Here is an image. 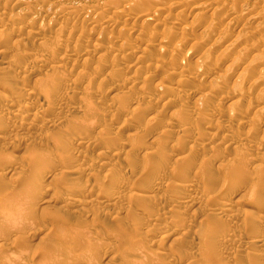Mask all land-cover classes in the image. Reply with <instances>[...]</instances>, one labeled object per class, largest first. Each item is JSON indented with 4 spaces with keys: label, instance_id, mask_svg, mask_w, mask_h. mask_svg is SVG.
<instances>
[{
    "label": "rangeland",
    "instance_id": "374dc122",
    "mask_svg": "<svg viewBox=\"0 0 264 264\" xmlns=\"http://www.w3.org/2000/svg\"><path fill=\"white\" fill-rule=\"evenodd\" d=\"M51 1L52 0L50 1L48 0L47 1L46 0L44 1L43 0H23L24 3L21 2L20 4V6L21 5L23 6L20 8L16 0H12V1L11 0H0V26L7 27L5 28V35H3L4 33L3 34L0 33V35H2L0 37V95H1L0 99L3 98L5 94L9 95L8 92L10 89L13 92L17 91L16 93L14 92L16 95L18 91L20 90L19 92L21 96L20 95L19 96L21 98L20 97L18 98L16 96L14 98L17 99L18 101L21 99L20 101L22 102L20 104L18 103V101L13 99L12 100L13 107L16 108L13 110H18L19 109L18 107L20 105L22 107L23 104L27 102L30 104L33 103L32 106H35L36 108L38 107L41 108L42 115H43L41 118L40 117L34 118L32 115H28V114L21 115L17 111H13L12 113H10V115L4 114L2 113V111H0V113L6 116L4 117L3 125L2 123H0V126H1L0 128L2 129V131L7 125L8 126L10 125L18 126V128H15L16 131L18 130L17 132L15 131V134H17L16 136L15 135L7 136L8 134L5 135L0 130V150L2 148L1 150L2 152L0 153V157H1L0 158V174H1L0 177H2L0 178V195L2 196V193H3V196H4L5 194L4 192L5 190L7 191V189H9V185H10V189H12L11 193H13V190H14V193L11 194V197H13L15 193L16 194L19 193V196H20V193L22 194L21 198H19L18 195L14 196V198H16L17 201L13 198L11 200V197L8 198L7 200L8 204L12 203V205L9 204L10 206L12 207L17 206V207H14V211H13L16 216L13 215L12 212H10L12 210L8 209L9 211H5L7 210L6 209L7 207L5 206L2 207L3 205L0 201V217L4 219L2 223L3 225H0L1 227L4 226L3 227L4 230H0V245H2L0 247V259H1L0 264H19V263L21 264L20 261H22L23 258H25L28 254L29 255L25 258L26 260H28L31 256H34L33 258L31 257L34 261L31 258L29 259L31 261L29 262V264L30 263L32 264V262L33 263L35 262L39 254L44 253V252L47 253L46 251L43 252V250H47L46 248H48L49 252L50 251L52 252L50 255H53V253L55 254L54 257L52 256L53 259L51 257V260H49L46 264H49V263L50 264H64V261L66 259H70L71 261H73L72 264L74 263L76 264L78 260L80 261L82 259L83 261H80V263L83 262L82 264H85V263L86 264H92V263L97 264L100 260L101 261L98 264H110V263L115 264L116 260L118 261L115 255L119 254L120 252H124V253L126 252L131 255L135 254V256H133L135 258L141 255L142 256V257L140 256L141 260L139 258L137 259H139V261L144 260V263H148V264H152V262H154V264H162L164 263L163 260L165 261V263L168 262L170 264L172 263L173 260L174 261L172 264H264V245H262L259 248L251 246L253 243L251 242V240L252 239L254 240L253 237L255 236H259L264 243V219L262 218L264 215V146H263L264 137L262 138V136H264V132H263L264 131V112H263L264 111V91H261L262 89H260L264 87V84H263L264 78L260 79L262 83L259 82V86L253 83V79L257 77L262 78V76L264 77V73L262 74V72H264L263 71L264 69H262L264 68L263 67L264 58H262L264 56L263 54L264 53V40H260L261 37L264 36V26H262L264 25L263 24L264 23V0H224V2L220 4L222 7L219 5L218 6L219 9L217 8L216 11L211 12V9L209 10L210 7L207 8L208 10L205 9L203 13L200 11L199 13L200 17H199V14H197L198 10H195L196 9L195 5H197L198 3H201L202 0L201 1L200 0H190V1L187 0L186 7H185L186 4L184 3L185 1L183 0H176L179 3L176 2L175 0H139V1L137 0L138 2L136 0H58L57 2L56 0L55 1L53 0L55 2L54 3L52 1L53 4ZM133 1L134 2L136 1L137 2L136 4L138 6L135 3H133ZM127 2H128V5L132 4L130 8L127 5ZM129 2H132V3H129ZM209 2H207L206 0V3H209ZM126 5L128 6L127 7L128 11L125 10ZM167 5L170 6V8H168ZM256 5L258 6V8L256 7ZM259 5H262L263 7ZM53 6L57 7V9L55 7L53 8ZM117 6H119L118 9H117ZM136 6L138 7V9H136L137 8ZM159 6L160 7L164 6L163 7L164 10H162L163 8L159 9ZM175 6H178L180 10L176 8ZM182 6H184L183 7L184 9H182ZM114 7H116L117 10ZM153 7L154 8L156 7V9H154ZM147 8L148 10L151 9L150 11L155 10V13H156L155 16L152 15L151 18L148 20L149 22L151 21L150 24L147 23L148 21H145L146 22L145 24L143 23L144 21L141 22V19H140L141 18L140 16H142L144 12L145 13L148 12V10H145ZM166 8H168L169 11L171 12L169 13L168 9L166 10ZM175 8L176 10H174ZM53 9H56V11H62V14L60 15L61 17L58 15L54 16L53 11H52ZM105 9H107L108 11ZM121 9L123 10V12L125 10L124 12L125 14L120 12L122 11ZM132 9L134 11H132ZM181 9H182V13L181 14L179 13L180 15H178L176 11L181 12ZM258 9H261V10H258ZM142 10H145V11L141 13ZM78 11H80L81 13ZM83 11L85 13H82ZM113 11H118V12H113ZM131 11L133 12L132 14H131ZM238 11L240 12L243 11L241 14H239L240 17L237 16ZM75 12H77L78 16H76L77 14ZM72 13H73V16H72ZM111 13H114V14H111ZM249 13L254 14V15L251 17L249 16L251 15ZM83 14L86 16H83ZM103 15L106 17H104ZM125 15L127 18L125 17ZM135 15L137 16V18H135ZM165 15H168V16H165ZM257 15L258 17H256ZM107 16L109 18L114 17L113 20H115V22L113 21H112L113 23L111 22V25H109L110 24L109 22L108 24L109 26L107 24H104V21L108 19ZM115 16H117V18H115ZM133 16L134 18H132ZM244 16L246 18H244ZM248 16L251 17V19L253 20H250ZM231 17L232 19H236V21L232 20L233 22H230ZM176 20L178 23L176 22ZM174 21L176 22V24L173 23ZM257 21H260L261 23L260 22L259 23L261 25ZM155 22L157 23L156 27L154 25ZM207 23L211 24V26L208 25ZM216 23L218 25H216ZM226 23L229 25V28L228 27L225 28L227 26ZM256 23H258V25ZM26 24H29L30 27L27 26ZM33 24L34 26H32ZM24 25H26V27H24ZM205 27L206 28L208 27V29L211 27V29L208 30ZM170 28L173 30H171ZM25 30H26V33H25ZM29 30H31V32ZM138 30L139 31L141 30V33L143 32L142 36L137 34ZM27 31H29L32 34L29 35L30 33H27ZM246 31H247V35H246ZM240 33L243 35V37ZM152 35L153 37L155 36V38H153ZM223 36H227L228 38L223 37ZM180 37H181V40L182 38L184 39L186 38L185 40L187 41L185 42V45L181 44V47L183 46L182 48L178 47L177 50H175V52L177 53L176 54L173 50V47L175 46L178 40L180 41ZM236 37L237 39H239V42L236 39ZM201 38H203V42ZM262 39H264V37ZM214 41L215 42L217 41L218 45L217 43H215L216 46L213 45ZM225 42L226 43L228 42L227 44L229 45L230 43L235 42L234 43L235 46L233 44L232 45L233 48L230 47L231 49L229 48L228 49L229 51H228L226 49L228 45ZM224 44L226 45L225 48H224ZM219 45H220V48H218ZM101 46H105L106 48L105 47L101 48ZM130 46H132L133 48H130ZM210 46H213V47L210 48ZM244 46H246L244 48L245 50L241 49ZM12 47L14 48L17 47L18 48L17 51L16 49ZM12 49L15 54L13 53V51H11ZM102 49L104 51H102ZM222 49H223V52L225 53L230 52V53L225 54L224 56H221L223 55ZM238 49L240 50V52L244 51L242 52L241 57L238 56L240 57L239 59L246 57L245 59H242L239 61L240 63L242 62V64H240L239 62H236V59H238L236 58L237 57L236 55L237 54L240 55L239 52H236ZM171 50L174 54L171 52ZM246 50H249V51H246ZM3 51L5 53H3ZM22 51L25 53H23ZM101 52L104 55H102ZM170 52L173 54L172 56L170 55L171 54ZM204 52H206L205 53L206 55L209 53L207 56L204 55V57L207 60L206 61L204 58V61H205L204 69L201 68L196 78L195 77L193 78L191 76L194 75V73H196L195 63L199 59V56L202 55L203 57ZM255 53L257 54L258 57L260 56V54H262L260 58H262L263 61L259 58L263 63L261 65V68H260V65H258L261 63L259 59L257 58V56L255 55ZM115 54L117 55L113 57ZM250 54L251 56H249ZM182 56H184V59ZM225 56L226 58L224 59ZM253 56H256V58ZM11 57H14V59L12 58V64L14 62L16 64L14 63L13 64L14 66L12 65L9 68L8 67L5 68L3 65V62H6L8 60L11 61ZM116 57H118V59H115ZM249 58H250V61H247L246 59L249 60ZM251 58L254 59L252 61H254L255 63H256V60L258 59L257 62L259 63L254 64L251 61ZM38 61H41V62L43 61L42 64L43 63L44 64L42 65V67H39L38 69H36L37 70V71L35 70L36 72L33 71L35 73V74L33 73V75L37 76L36 78L39 77L38 79H40V77L41 78L44 77L45 80L43 81H45L46 83H44L41 80L36 81L37 84L36 82L33 83L31 81L29 82L25 81L24 77L28 75L30 72L29 65L33 63L36 64ZM163 62L166 64H164ZM231 62H234L236 65L234 63H232L233 64L232 65ZM249 62H251L252 64L256 66L254 67V65H252L251 63H250L251 65L248 66ZM156 63L159 66H155ZM213 63L215 66L213 65ZM244 63L246 64L244 65ZM160 64L162 66H160ZM257 65H258V68H257ZM55 66L58 68V74H57V70L54 71L56 69ZM169 66L173 67V71L176 69L174 71L175 74L171 70V68H169ZM228 66L232 70H235V72L229 69ZM242 66H246L245 67L246 69H244V71L246 70L245 73L247 72L248 76L245 75L244 73V76L246 77L239 76L240 78H237L238 76H236L235 74L239 75L238 74L239 72L240 74L244 72ZM250 66L251 67L253 66L255 69L251 68L253 70L250 71L248 68L249 70L248 71L247 67H250ZM234 67H237V69H234ZM13 68H15V70ZM227 68L230 70L228 71L229 73L234 72V74H228ZM225 69H226V72H225ZM257 69L260 70L259 72H261V69H262L261 74L258 75V72L256 73ZM204 70L206 71L209 70V72H206ZM177 71L181 72V74L179 75ZM193 71L195 72L193 73ZM170 72L173 73V75L171 74L172 76L169 75ZM225 73L228 74V76ZM217 74L219 75L218 77L222 76V74H225L227 76V79L225 77L226 80L225 79L219 80V78L217 77ZM188 75H191V76H188ZM229 75L230 76L234 75V76L230 77ZM249 75H254L255 78L252 76L253 78L250 79L251 76L249 77ZM145 77L148 78V81H147V78ZM166 77L168 78L167 80H166ZM215 77H217L218 79ZM47 78H48V81H46ZM49 79H51V81ZM127 79H131L132 82ZM212 79L216 83L215 82L212 83ZM215 79H217V81L219 80L220 82H217ZM134 80L136 82H134ZM145 81H147V83ZM38 82H43L44 84L38 85L39 84ZM55 83L57 84V87L55 86L56 85ZM130 84H132L133 86L132 85L130 86ZM253 84L255 86H252ZM260 84H262L261 87H260ZM13 85L15 87L17 86L18 90L15 89ZM166 86H168V88ZM206 86L208 87L207 89H206ZM237 86L239 89H237ZM210 87H212L211 90L206 91ZM234 87L236 89H234ZM232 91H233V94H231ZM234 91H237V92H234ZM21 92H24L23 94L25 93L28 94L29 92L31 94L35 92L36 93L34 94L35 96H37L38 93L39 95L42 93L41 95L43 96L45 95L46 97H48L49 101H51L49 102L50 105H48L49 103L47 104L44 103V105H42V103L39 102V99H36L35 96L34 97H32V95L28 96L29 94L23 95L21 94ZM117 92L120 94L122 93L121 95L123 97L121 95L120 97L116 96ZM2 94L4 95L3 97H2ZM123 94L129 97L127 98V96H124ZM201 94H206L207 98L203 99V101L202 100L197 101V99L195 98H197ZM226 94H229L227 95L229 96V98L225 96L226 99H224V95ZM137 95L139 96L140 99L137 98L138 97ZM55 96L59 98L61 97L63 99H60L59 101V98ZM54 97L56 99H54ZM66 97H69V98L67 99ZM152 97H155V98H152ZM132 99H136V100H132ZM155 99H157V101ZM138 100H140L141 102ZM258 100L259 102H256ZM128 101H131L132 103H129ZM151 101L152 103H150ZM249 101L250 102L254 101L252 102L253 104L255 103L259 104L261 102L260 104H261V107L263 106L262 107L263 111L258 109L259 110L258 112L257 110L258 107H256V105H252V103H250ZM234 102L235 103L238 102V103L235 104ZM15 104H16V107H15ZM138 104H139V107H138ZM232 104H234V106ZM215 107H217V109ZM178 108H179V112L178 111L175 112V110ZM160 109L162 111H160ZM211 109L212 110L216 109L219 112V115L217 119H214L213 121L210 122V121H207L206 115L212 111ZM196 111H199V112L197 113ZM255 111L258 113H256ZM204 112L205 114H203ZM61 113L63 114L65 113L64 115L66 116L64 117L65 118L64 124L61 125V127L57 125L54 127L53 126L50 127L51 125L48 124L47 122L54 120L56 116H61V115L64 116ZM143 113L147 115L145 114L143 115ZM151 113L155 114L156 116L152 122L148 120L149 115ZM195 113L199 116H197ZM204 116L206 119L203 118ZM45 117L47 118L45 119ZM73 118L74 119L76 118V119L74 120ZM91 121L93 122L91 123ZM182 121L185 122L183 123L184 125L187 123L186 124L187 128L189 126L191 127V128L189 127L188 129L190 130H188L186 128V125L184 126L187 129V133H181V135L183 136H181L180 134H177V133H180L177 131H179L178 129L180 128L178 125L182 123ZM206 122L207 123L210 122L209 125H207ZM252 123L253 124L255 123L253 125V128L251 125ZM258 123L260 126H257ZM21 124H22V127H21ZM74 124H77L75 126H78V128L81 127V125L83 124H84L83 126L85 127L84 129H82L83 131L80 130L79 132H77L79 134L73 133L72 131H73ZM4 125L5 127L2 128V126ZM28 125L30 126V128H28L29 127ZM175 126L178 128H175ZM167 127L170 130L165 129ZM65 128L66 130L67 128H69L68 130H70L71 132L66 131ZM145 128H148V129L143 130ZM174 128L176 129V131ZM198 128H201L200 129L201 134H202L201 130L203 128L204 133L202 134V136L204 137L206 136L205 137L206 139L202 137L201 134L198 136V137L201 136L200 138L198 139L195 138L193 140L190 139V135L185 136V134H188V133L189 134L191 133V136H194L192 135L193 129L194 131L196 129H197L196 131H198L199 130ZM62 129L64 131L61 132L60 130ZM100 129L101 130L103 129L102 133L100 132L101 131ZM163 129H165L166 132L165 130L162 131ZM147 130L148 131L151 130L150 132H148V134L150 133L148 136L146 134L147 132L144 133V131H147ZM50 132L52 134L51 136H49ZM141 132L144 133L147 138L144 137V135L142 137ZM161 132H164L165 136H163L164 133H161ZM166 133H170V134H166ZM41 134L42 135L45 134V135L42 136ZM160 134H162V136ZM46 135L50 139L46 137ZM67 135H68V138H67ZM73 135H75L76 138L78 137L77 135H79L80 136V138H78L79 141L78 140L76 141L73 140V141L75 142L78 141V144L82 143L83 145L82 144H81L82 146L79 145L80 152L78 151L79 152L78 155H77V152H75L74 155L69 158L70 160L68 159L69 161H67L66 158L63 160V163L65 161L64 163L65 166H63L64 164H62L63 166V168L61 167L62 171L63 172L64 170L68 171V169L70 170L73 166H75L73 168L76 169V165L74 164H77L78 167L76 170L78 171L74 172L76 174V176L73 177L74 182L78 183L80 181L79 183L84 184L85 182V185L89 184L88 186L91 187V188L88 187L91 190L90 194L96 193L95 190L100 191V192L97 191L98 194L103 195L105 193V196L107 195V197L114 196V194L115 195L118 194L119 197L118 196L116 197L119 200L117 199V202H114L115 204L105 207L104 205L100 203L101 202L100 199H98L99 201L96 200L92 203H89V202L86 203L88 201L87 200L88 197L85 196L87 199L83 200V198H85L83 197L84 196L83 193H79V195L80 194L81 195L78 196L77 199L81 201V206L84 205L82 210L86 208L84 211H82L80 208L75 207L76 205L75 206L73 205L71 207V205H66V202H62L63 199H59V198L57 199V197H59L61 193L65 191L64 189L66 188V185L64 183H60L62 182V180L60 182L59 180H57V182H59L60 184H57V182H55L56 186L58 187L54 185L55 184L54 182L50 181L51 180L50 178L42 179V181L40 179L38 180L39 183L38 181L34 180V182L36 181L38 183V186H37L36 184L34 185V182L31 180V177H30V180L22 179L23 182L24 181L26 182V183L25 182L23 183L21 178H28V176H24L25 175L24 173L20 174L19 170L15 169L13 173H11L12 168H10L9 166L12 167L13 164H16L17 167H21L22 166L21 164L23 165L26 164L25 159L29 158L30 156H35L38 153H40L41 148L43 146L44 148L45 146H47V151L49 153H51V151L55 152L54 149L57 150L58 148L57 150L58 153L62 154V151L65 149L66 152L63 151V153L66 154L69 146L68 148H64L62 150L61 148L66 147V146H63V144L61 143L63 142L64 144H66L64 140L67 139V141H69L70 138L72 140ZM235 135H237L238 137H236ZM61 136H64L66 138L63 139V137ZM230 136H233L232 138H238V139H234L231 142V144L228 142V147H227L226 142ZM43 137L46 139L48 138L50 141L45 140ZM58 137H60L61 140L58 139ZM155 138L157 140L160 139L161 141V142L159 141V143L161 144L160 146H157L155 144L156 142H158L155 140ZM92 139H95V140L91 142ZM96 139L97 141L99 140L100 141L97 142ZM224 139H225V142H224ZM239 139H240V142H239ZM235 140H238V141H235ZM142 141H144L143 144H142ZM86 142H90V143H88L87 145ZM94 143L95 144L97 143L96 145H98L97 150L99 149L103 151L106 150V152L108 153L110 150L109 154H111V157H110L111 159L109 158V163L103 162V164L106 167H103L104 165L102 166V164H100L101 162L99 163V157H97L98 156L96 153L97 150H95L94 148V146L96 147V145ZM191 143H194V144H191ZM195 143H197L198 145ZM69 144L70 143L67 142L66 145H69ZM145 145H146L145 149L147 150L148 148V151L153 150L155 156L152 155L153 157H151V154H153V151H151L152 153H150L149 155V152H147L144 148H142V146L145 147ZM200 145H203V146H200ZM163 146H165V148ZM209 146H210L209 149H212V150L208 149ZM108 148L109 150H107ZM172 149L174 151H172ZM143 150L146 151L147 155L149 156L144 157L146 152L144 153ZM115 151L118 152V155L112 156ZM2 153H5V155H7L6 158H4L5 155ZM161 153L163 155L166 154L165 159ZM245 153L247 155L249 154L247 156L248 159H246L247 157L245 158V155H246ZM55 156L58 157L60 155L56 154ZM116 156H118V158ZM131 156L134 158L132 160L129 159L130 161L128 162V159L126 158H129ZM160 156L162 157L160 158ZM177 156L182 157V159H184L183 156L184 157L188 156L187 158H185L188 160L186 161L184 160L186 164H184V161H182L180 157H179L180 159H175L177 158ZM73 157L75 158L76 161L73 160L74 159ZM148 157H150L151 159L150 161L144 160V159H147ZM58 158L62 159L63 157L61 156ZM152 158L155 160H153ZM11 160H13L12 161L13 164L12 163L9 164ZM71 160L75 162L74 164H72V166L68 165L67 163V162H70ZM145 161H147L149 164L148 163L143 164ZM256 164L257 165L259 164V167ZM255 165L257 167H255ZM172 166L174 167V169ZM186 166H188V169L185 168ZM189 166L192 168H189ZM171 168H172V171L174 170L173 172L175 173V175L180 173L181 169H185L183 170L185 172L189 170V173L192 174L191 177L193 175L195 177V183L197 181V183L195 184V188H197L198 186L203 187L204 189L201 187H198L197 189L201 188L200 190L203 191L202 192L204 193L203 195L206 194L205 197L207 195H208L207 197L213 195L215 191H216V195H218L219 193L217 194V191H220L219 190L221 188L220 186H222L221 183H224V182L226 183L227 181H224V180H228V179H229L228 180L229 182H230V179L231 181H233L230 183L231 187L232 186L235 187L236 185L238 190L235 191L236 188L234 189L232 187V189H230L225 194L222 204L221 203L214 204L211 201L208 202V200L207 201L202 200L200 201V203H198L199 201L197 202L193 200L192 204L190 203L188 204L191 208L189 206H186L189 208H186L184 206L182 207L181 203L177 204V202H179L180 200L179 198L182 197V195L179 194L180 192H182L181 188L178 186L175 187V185L174 187H172L173 184L169 186L166 184V183L174 182L173 177L171 179V175L169 174L170 171L168 170V169L171 170ZM51 170L49 168L48 172L49 171H50L49 173L52 172L51 174H53V177L55 176L54 171H56V177L58 176L61 177L62 174L59 175V173L62 172L61 170L58 171V169H55L53 167L51 168ZM87 170H88V173H87ZM18 171H19V175H22V176H19L18 173L16 174V172ZM67 171L65 172L67 173ZM151 171H152V175L153 174L156 175V177H153L151 175L152 178L156 182L155 183L154 180H152V182L150 183L152 186L149 185V182L148 183L146 182L147 183L146 184L145 182H141V181L139 182L136 179H134L136 178V175L142 172L147 175H150L149 173H151ZM167 171L169 172L167 173ZM14 173L16 175H14ZM167 174H169V176H166ZM196 177L198 178L196 179ZM109 178L110 179L112 178V180L113 178H115L116 181H117L116 178H120L121 180L118 179L119 183L118 182L116 183V181L115 182L110 181ZM202 178L204 179L201 181L200 179ZM130 179L136 181L135 183L136 186L134 187L136 189H134V191L125 190V193H127L125 194L123 193L124 192L123 188H125L126 182ZM204 180L206 182L208 180L207 184H204V183L202 184ZM109 182H112L113 184H110ZM159 183L161 187L158 185ZM31 184H33L34 186H32ZM59 185L63 187L65 186V188L62 187L63 188L62 190V188L59 187ZM252 185L256 186L257 188L256 191L258 192L257 193L254 192V194L249 195L246 191L248 187ZM150 186L153 188L154 187L156 188L153 189ZM34 187H37V188H34ZM27 188H29L30 190ZM147 188H151L155 191L153 192L151 189L149 190ZM21 189L24 191L27 190L29 194L27 193L26 195L24 193L23 195L24 191H22ZM113 189H115L116 191ZM30 191L31 192L33 191L34 193H31ZM118 191L121 192V193L119 192L121 196L119 195V193H117ZM177 193L179 195H177ZM30 194L31 196H28ZM124 194L125 196H123ZM135 194L144 195L143 196L144 198L139 199L136 197L138 200H141V201H137L136 198L134 199V197L136 196ZM146 194L148 196L150 195L151 196L150 198L144 201L143 199L148 197ZM141 195L139 196L140 198L142 197ZM3 196L1 197V199L3 198ZM24 196L25 197L28 196V197L25 198ZM47 196L48 197L55 196L54 202L53 201L51 203H45V202L43 203L41 201L39 202V197L42 198V197H47ZM175 196L178 197V199H176ZM213 196L215 197V195ZM213 196L211 197L213 198ZM121 197H123L124 200ZM169 200L170 202L173 201L175 204H172L173 206H171ZM7 203L5 205L9 206ZM20 205H23L21 206L22 208L20 207ZM223 207H225L226 210ZM16 208H18V210ZM15 209L16 211H19V212H16ZM73 209L74 210L76 209V211H74ZM215 209H218V210H215ZM221 210L222 211L224 210V213ZM215 211L217 212V214L221 212L220 213L221 216H218V218H217V215L215 216L216 219H214V217H211L212 215L214 216V214H216ZM6 212H9V214H6ZM210 212L212 213L209 214ZM10 213H12L13 216H11ZM205 214L206 215L209 214V217L206 216ZM227 214L229 216L227 217L222 216V215H227ZM22 215L23 217H21ZM156 217H158L159 219H161V217L162 219L165 217L163 219L164 222L162 219H161L162 222L161 220L159 222L156 219ZM207 217L209 219L210 218L213 219V221L215 220L217 221L216 222H213L211 220L209 221ZM229 217H232V218H229ZM175 218L177 219V221H180V222L173 224L174 223L173 221H175L173 219ZM178 218L180 219L182 218V219L180 220ZM15 220L16 222H14ZM170 220L171 222H169ZM155 221H157L158 223ZM85 222L88 225H86ZM0 224H1V221H0ZM90 224H92V226ZM8 227H10L11 229L8 230ZM88 227L90 229L92 228L91 229L92 232H90V235H88L89 234V232L87 231L89 230ZM135 227L137 228L135 229ZM85 231L88 232V234H85ZM96 231L102 233L104 237L103 236L101 238L96 237L93 241L92 238ZM77 233H81V234H79L78 236ZM165 235H167V238ZM163 236L165 237L164 239L162 238ZM218 239H220L219 242H218ZM224 239L228 241V243H226ZM81 240H83L84 243ZM210 240H214V242H211ZM90 241H91V246L93 248L95 247V245L96 247L98 246L97 249L99 250V253H100L99 258H101L102 257L101 255L103 254V258L99 259L98 262H97L98 256L96 255L98 253V250L96 249H94L96 250L94 252L96 255L95 258L91 257L92 260H94L95 262L92 260L90 261L91 258L90 259L89 257L87 258L88 256L87 253L89 250L86 251V249H90L91 251L93 250L90 244L88 245L90 248L87 246V244L90 243ZM80 242H81V245L84 244V248H86L85 250L80 245ZM94 242H96V244ZM250 242L251 244H249ZM12 243H14L15 245L13 246ZM93 243L95 245H93ZM212 243L213 244L215 243V245H210ZM216 243H217V246H216ZM4 244L12 246V250L11 249L9 251L6 250L4 248L6 246H3ZM76 244H79V246ZM147 244H148L147 249L151 248L148 251L145 249ZM72 245H75V247H78L77 250L74 251L73 249L75 247H73ZM150 245L151 247H149ZM249 246L251 248H249ZM80 247L82 249H80ZM247 249L249 251H246ZM81 251L83 252V254L81 253L83 256L79 255L80 254L79 252ZM108 251H110L111 253ZM131 251L132 253L133 252L134 253L132 254ZM150 251L151 252L153 251V253H150ZM77 253L79 254L76 256L77 257L79 256V258L75 259V257L73 256H75L74 254H77ZM189 253L191 255V258L192 257L196 258V256H193L194 253H196L195 255H197V258L196 259L192 258L193 260H191L190 255H188ZM30 254L32 255L30 256ZM186 254L189 256V260L191 262L187 259L188 256H186ZM131 255H129L128 259L131 258L130 257ZM198 255H202V256H198ZM20 256H24V257H21L20 259L22 260L18 261L19 259L17 258H19ZM81 256L82 257L85 256L87 258V259L85 258L87 262H85L84 258H80ZM128 259L126 258V261L124 262L120 259L121 260V261L119 260L120 264L122 263L131 264L132 259L131 260L130 259L128 260ZM156 259L157 260L160 259V261L158 262ZM187 260H188V263H187ZM192 261H195V262H192ZM126 262H129V263H126ZM133 263L143 264V261L142 263L138 261L137 263L136 262H133ZM23 264H25V262H23Z\"/></svg>",
    "mask_w": 264,
    "mask_h": 264
},
{
    "label": "bare ground",
    "instance_id": "6f19581e",
    "mask_svg": "<svg viewBox=\"0 0 264 264\" xmlns=\"http://www.w3.org/2000/svg\"><path fill=\"white\" fill-rule=\"evenodd\" d=\"M11 1H12V0H11ZM43 1H44V0H43ZM46 1H47V0H46ZM48 1H50V0H48ZM52 1H53V0H52ZM52 1H51V2H52ZM54 1H55V0H54ZM54 1H53V2H54ZM57 1H58V0H56V2H57ZM136 1H137V0H136ZM136 1H135V2L133 1V3L136 4L139 0H138L137 2H136ZM175 1H176V0H175ZM183 1H185V2H184L185 4L187 3V2H186L187 0H183ZM189 1H190V0H189ZM200 1H201V0H200ZM221 1H222V2H221ZM16 2L18 3V6H20L21 2L24 3L23 0H16ZM53 2H52V4H53ZM176 2H178V1H176ZM180 2H182V1H180ZM207 2H209V0H207ZM223 2H224V0H210L209 3H206V0H204V1L202 0L201 3H198L197 5H195V8H196V9H195V8H194V9H195V10H198L199 12L197 11V14H199L200 11L203 13V11H205V9H207L208 7H210L209 10L211 9V12H212V11H216L217 8L219 9L218 6H219L221 3H223ZM54 3H55V2H54ZM129 3H132V2H129ZM142 3H143V1H142ZM170 3H171V1H170ZM178 3H179V2H178ZM178 3H177V4H178ZM184 3H183V5H184ZM194 3H195V2H194ZM47 4H48V3H47ZM135 4H133V5H135ZM15 5H16V4H15ZM127 5H128V2H127ZM127 5H126L125 10L128 9V8H127L128 6H129V8H130L132 4H131V5H128V6H127ZM136 5H137V4H136ZM173 5H174V4H173ZM181 5H182V4H181ZM22 6H23V5H21L20 8H21ZM51 6H52V5H51ZM124 6H125V5H124ZM137 6H138V5H137ZM137 6H136V7H137ZM143 6H144V5H143ZM160 6H161V5H160ZM160 6H159V9L164 7V6H163V7H160ZM167 6H168V5H167ZM167 6H166V7H167ZM186 6H187V4L185 5V7H186ZM220 6H221V5H220ZM259 6H262V5H259ZM54 7H55V6H53V8H54ZM134 7H135V6H134ZM149 7H151V6H149ZM157 7H158V5H157ZM171 7H172V6H171ZM175 7L178 8V6H175ZM183 7H184V6H182V9H184ZM221 7H222V6H221ZM254 7H255V6H254ZM256 7L258 8L257 5H256ZM262 7H263V6H262ZM20 8H19V9H20ZM50 8H51V7H50ZM55 8L57 9V7H55ZM114 8L116 9V7H114ZM118 8H119V6H117V9H118ZM120 8H121V7H120ZM139 8H140V7H139ZM153 8H154V7H153ZM168 8H170V6H168ZM168 8H166V10H167ZM176 8H175L174 10H176ZM180 8H181V6H180ZM259 8H260V7H259ZM17 9H18V7H17ZM56 9H53V10H52L54 16H55V15L60 16V15L62 14V11H56ZM58 9H59V8H58ZM117 9H116V10H117ZM122 9H123V8H122ZM122 9H121V10H122ZM136 9H138V7H137ZM149 9H150V8H149ZM154 9H156V7H155ZM159 9H157V10H159ZM178 9H179V8H178ZM178 9H177V10H178ZM182 9H181V12H180V11H176L178 15H180V14L182 13ZM239 9H240V8H239ZM239 9H238V10H239ZM61 10H63V9H61ZM105 10H107V9H105ZM125 10H124V12H125ZM145 10H148V8L145 9ZM145 10H142L141 13L144 12ZM150 10H151V9H150ZM150 10H148V12L146 11L147 13L144 12V13L142 14V16H140V17H141V18H140V19H141V22L144 21L143 23L146 24L145 21H148V20L151 18L152 15H154V16L156 15L155 10H154V11H150ZM162 10H164V8H163ZM179 10H180V9H179ZM207 10H208V9H207ZM258 10H261V9H258ZM100 11H101V10H100ZM107 11H108V10H107ZM107 11H106V12H107ZM127 11H128V10H127ZM132 11H134V10L132 9ZM132 11H131V14L133 13ZM233 11H234V10H233ZM46 12H47V10H46ZM46 12H45V13H46ZM50 12H51V11H50ZM65 12H66V11H65ZM78 12H80V11H78ZM97 12H98V11H97ZM97 12H96V14H97ZM109 12H111V11H109ZM113 12H118V11H113ZM120 12L124 13L123 10L120 11ZM168 12L170 13L171 11H169V9H168ZM231 12H232V11H231ZM242 12H243V11H241V12L238 11V15H237V16H239V14H241ZM256 12H257V11H256ZM48 13H49V12H48ZM51 13H52V12H51ZM51 13H50V14H51ZM73 13H74V12H73ZM73 13H72V16H73ZM75 13L77 14V12H75ZM80 13H81V12H80ZM82 13H85V12L83 11ZM86 13H87V12H86ZM100 13H101V12H100ZM107 13H108V12H107ZM122 13H121V14H122ZM165 13H166V11H165ZM179 13H180V14H179ZM214 13H215V12H214ZM246 13H247V12H246ZM257 13H258V12H257ZM257 13H256V14H257ZM66 14H67V13H66ZM69 14H70V13H69ZM76 14H75V15H76ZM111 14H114V13H111ZM124 14H125V13H124ZM128 14H129V12H128ZM162 14H163V13H162ZM249 14H251V13H249ZM87 15H88V14H87ZM99 15H100V14H99ZM101 15H102V14H101ZM105 15H106V14H105ZM117 15H118V14H117ZM136 15H137V14H136ZM136 15H135V18H137V16H138V15H137V16H136ZM168 15H169V14H168ZM168 15H165V16H168ZM246 15H247V14H246ZM253 15H254V14H251V15H249V16L252 17ZM258 15H259V14H258ZM258 15H257L256 17H258ZM65 16H66V15H65ZM69 16H70V15H69ZM76 16H78V14H77ZM83 16H86V15L83 14ZM103 16H104V15H103ZM109 16H111V15H109ZM154 16H153V17H154ZM249 16H248V18H250V20H253V19H251V17H249ZM60 17H61V16H60ZM104 17H106V16H104ZM107 17H108V16H107ZM125 17H126V15H125ZM156 17H157V16H156ZM179 17H181V16H179ZM179 17H178V18H179ZM199 17H200V14H199ZM234 17H235V15H234ZM239 17H240V16H239ZM256 17H255V18H256ZM115 18H117V16H115ZM126 18H127V17H126ZM132 18H134V16H133ZM178 18H176V19H178ZM244 18H246V17L244 16ZM244 18H243V19H244ZM113 19H114V17H110V18L108 17V19H107L106 21H104V24H107V25H108L109 22H110L109 25H111V22H112V21L115 22V20H113ZM140 19H138V20H140ZM230 19H231L230 22H233L232 20L236 21V19H232V17H231ZM258 19H259V18H258ZM135 20H136V19H135ZM155 20H156V18H155ZM237 20H238V19H237ZM256 20H257V19H256ZM260 20H261V19H260ZM88 21H89V20H88ZM222 21H223V20H222ZM243 21H245V20H243ZM243 21H242V22H243ZM248 21H249V20H248ZM254 21H255V20H254ZM261 21H262V20H261ZM113 22H112V23H113ZM150 22H151V21H150ZM150 22L148 21L147 23L150 24ZM176 22H177V20H176ZM176 22L174 21L173 23L176 24ZM211 22H212V21H211ZM211 22H210V23H211ZM224 22H225V21H224ZM224 22H223V23H224ZM230 22H229V24H230ZM257 22L259 23L260 21H257ZM25 23H26V22H25ZM29 23H30V22H29ZM177 23H178V22H177ZM213 23H214V22H213ZM234 23H235V22H234ZM258 23H256V24L258 25ZM260 23H261V22H260ZM260 23H259V24H260ZM262 23H263V22H262ZM31 24H32V23H31ZM104 24H103V25H104ZM140 24H141V23H140ZM151 24H152V23H151ZM156 24H157V23L155 22V24H154L155 27H156ZM158 24H159V23H158ZM166 24H167V23H166ZM168 24H169V23H168ZM207 24L211 26V24H209V23H207ZM226 24H227V23H226ZM263 24H264V23H263ZM26 25L30 27L29 24H26ZM26 25H24V27H26ZM109 25H108V26H109ZM169 25H170V24H169ZM169 25H168V26H169ZM180 25H181V24H180ZM216 25H218V24L216 23ZM219 25H220V24H219ZM222 25H223V24H222ZM260 25H261V24H260ZM4 26H5V25H4ZM32 26H34V24H33ZM41 26H42V25H41ZM101 26H102V25H101ZM108 26H107V27H108ZM157 26H158V25H157ZM160 26H161V25H160ZM205 26H206V25H205ZM262 26H264V25H262ZM59 27H60V26H59ZM162 27H163V26H162ZM166 27H167V26H166ZM170 27H171V26H170ZM173 27H174V26H173ZM203 27H204V26H203ZM227 27L229 28V25H228V24H227V26H226L225 28H227ZM241 27H242V25H241ZM258 27H259V26H258ZM5 28H7V27H2V26H0V33H2V34L4 33L3 35H5ZM57 28H58V27H57ZM64 28H65V27H64ZM158 28H159V27H158ZM164 28H165V27H164ZM205 28H206V27H205ZM217 28H219V27H217ZM245 28H246V27H245ZM161 29H162V28H161ZM168 29H169V28H168ZM168 29H167V30H168ZM170 29H171V28H170ZM206 29H208V27H207ZM209 29H211V27H210ZM209 29H208V30H209ZM212 29H213V28H212ZM222 29H223V28H222ZM68 30H69V29H68ZM153 30H154V28H153ZM153 30H152V31H153ZM171 30H173V29H171ZM171 30H169V31H171ZM223 30H224V29H223ZM227 30H228V29H227ZM29 31L31 32V30H29ZM29 31H27V33H30ZM58 31H59V30H58ZM66 31H67V30H66ZM169 31H168V32H169ZM213 31H214V30H213ZM220 31H221V30H220ZM232 31H233V30H232ZM34 32H35V31H34ZM62 32H63V31H62ZM154 32H155V31H154ZM173 32H174V31H173ZM209 32H210V31H209ZM244 32H245V31H244ZM6 33H7V31H6ZM25 33H26V30H25ZM58 33H59V32H58ZM162 33H163V32H162ZM171 33H172V32H171ZM205 33H207V32H205ZM213 33H214V32H213ZM228 33H229V32H228ZM31 34H32V33H30L29 35H31ZM137 34L140 35V36H142L143 32L141 33V30H140V31L138 30V33H137ZM137 34H136V35H137ZM150 34H152V33H150ZM214 34H215V33H214ZM214 34H213V36H214ZM240 34H241V33H240ZM243 34H245V33H243ZM145 35H146V33H145ZM222 35H223V34H222ZM226 35H227V34H226ZM241 35H242V34H241ZM241 35H240V36H241ZM246 35H247V31H246ZM1 36H2V35H0V37H1ZM26 36H27V35H26ZM68 36H69V35H68ZM150 36H151V35H150ZM156 36H158V35H156ZM168 36H169V35H168ZM200 36H201V35H200ZM230 36H231V35H230ZM230 36H229V37H230ZM236 36H237V35H236ZM148 37H149V36H148ZM152 37H153V35H152ZM202 37H203V36H202ZM211 37H212V36H211ZM223 37H227V36H223ZM237 37H238V36H237ZM237 37H236V39H237ZM242 37H243V35H242ZM263 37H264V36H262L260 40H264V39H262ZM153 38H155V36H154ZM153 38H152V39H153ZM160 38H161V37H160ZM163 38H164V36H163ZM204 38H205V37H204ZM227 38H228V37H227ZM239 38H240V37H239ZM185 39H186V38H185ZM185 39L182 38V40H181V37H180V41L178 40L177 43H176V41H175V43H176L175 46H174V44H173V46H174V47H173L174 52H175V50H177L178 47H180V48L183 47V46L181 47V44H182V45H185V42L187 41V40H185ZM201 39H202V42H203V38H201ZM163 40H164V39H163ZM163 40H162V41H163ZM197 40H198V39H197ZM223 40H225V39H223ZM237 40H238V42H239V39H237ZM237 40H235V41H237ZM260 40H259V41H260ZM41 41H42V40H41ZM147 41H148V40H147ZM155 41H156V40H155ZM204 41H205V40H204ZM230 41H231V40H230ZM123 42H124V41H123ZM165 42H166V40H165ZM223 42H224V41H223ZM261 42H263V41H261ZM125 43H126V42H125ZM170 43H171V42H170ZM183 43H184V44H183ZM189 43H190V42H189ZM189 43H188V44H189ZM213 43H214V44H213ZM213 43H212V44L215 45V43H217V41H216V42L214 41ZM220 43H221V42H220ZM225 43H226V42H225ZM227 43H228V42H227ZM227 43H226V44H227ZM234 43H235V42L230 43V45L227 44L228 47H226V49L228 50L230 47H232V45H233ZM42 44H43V42H42ZM122 44H123V43H122ZM127 44H128V43H127ZM188 44H187V45H188ZM238 44H239V43H238ZM124 45H125V44H124ZM128 45H129V44H128ZM148 45H149V44H148ZM148 45H147V46H148ZM161 45H162V44H161ZM161 45H159V46H161ZM217 45H218V43H217ZM261 45H262V44H261ZM16 46H17V45H16ZM132 46H133V45H132ZM132 46H130V48H133V47H134V46H133V47H132ZM204 46H205V45H204ZM206 46H207V45H206ZM215 46H216V45H215ZM215 46H214V47H215ZM225 46H226V45L224 44V48H225ZM234 46H235V44H234ZM103 47H105V46H101V48H103ZM155 47H157V46H155ZM212 47H213V46H210V48H212ZM217 47H218V46H217ZM240 47H241V46H240ZM245 47H246V46H244V47L241 48V49H244ZM249 47H250V46H249ZM249 47H247V48H249ZM12 48H14V47H12ZM98 48H99V46H98ZM105 48H106V47H105ZM161 48H163V47H161ZM161 48H160V49H161ZM180 48H179V49H180ZM185 48H186V47H185ZM218 48H220V45H219ZM232 48H233V47H232ZM258 48H259V47H258ZM14 49H16V51H17L18 48L15 47ZM21 49H22V48H21ZM96 49H97V48H96ZM141 49H142V48H141ZM153 49H154V48H153ZM157 49H158V48H157ZM160 49H159V51H160ZM179 49H178V50H179ZM206 49H207V48H206ZM226 49H224V50H226ZM230 49H231V48H230ZM234 49H235V48H234ZM234 49H233V50H234ZM239 49H240V48H239ZM239 49L236 51V52H239V53H240V55H238V54L236 55V56H237L236 58H238V59H236V62H239L240 60L246 58V57H245V58H241V59H239V58L241 57L242 52H244V51L240 52ZM47 50H48V49H47ZM105 50H106V49H105ZM123 50H124V49H123ZM180 50H181V49H180ZM184 50H185V49H184ZM244 50H245V49H244ZM258 50H260V49H258ZM258 50H257V51H258ZM11 51H13V49H12ZM54 51H55V50H54ZM102 51H104V50L102 49ZM111 51H112V50H111ZM162 51H163V50H162ZM162 51H161V52H162ZM190 51H191V50H190ZM199 51H200V50H199ZM202 51H203V50H202ZM206 51H207V50H206ZM228 51H229V50H228ZM228 51H226V52H228ZM246 51H249V50H246ZM262 51H263V50H262ZM22 52H23V51H22ZM133 52H134V50H133ZM168 52H169V51H168ZM171 52H172V50H171ZM171 52H170V53H171ZM208 52H209V50H208ZM208 52H207V53H208ZM252 52H253V51H252ZM254 52H255V51H254ZM3 53H5V52L3 51ZM13 53H14V51H13ZM23 53H25V52H23ZM50 53H51V52H50ZM54 53H55V52H54ZM106 53H107V52H106ZM163 53H164V52H163ZM165 53H166V52H165ZM172 53H173V52H172ZM172 53L170 54L171 56L174 54V53H173V54H172ZM175 53H176V52H175ZM187 53H188V52H187ZM205 53H206V52L203 53V57H202V55H201V56H199V59L197 58L198 60L196 59V60H197L196 63H195V66H196V67H195V69H196V73H194L195 71H193L194 75H192V76H191V75H188V76H191V77H193V78H194V77L196 78V76H197L198 73L200 72L199 70H200L201 68L204 69V63H205V61H204V58H205L204 55L207 56V55L209 54V53H208V54L206 55ZM222 53H223V55H221V56H224L225 54H228V53H230V52L225 53V52H223V49H222ZM250 53H251V52H250ZM256 53H257V52H256ZM256 53H255V55L257 56ZM259 53H260V52H259ZM259 53H258V54H259ZM14 54H15V53H14ZM16 54H17V53H16ZM18 54H19V53H18ZM29 54H30V52H29ZM47 54H48V53H47ZM99 54H100V53H99ZM101 54H102V52H101ZM117 54H118V53H117ZM117 54H115L113 57H115ZM128 54H130V53H128ZM176 54H177V53H176ZM179 54H180V53H179ZM201 54H202V53H201ZM219 54H220V53H219ZM231 54H232V53H231ZM246 54H247V53H246ZM252 54H253V53H252ZM263 54H264V53H263ZM23 55H24V54H23ZM25 55H26V54H25ZM49 55H50V54H49ZM51 55H52V54H51ZM83 55H85V54H83ZM102 55H104V54H102ZM102 55H101V56H102ZM139 55H140V54H139ZM166 55H167V54H166ZM261 55H262V54H260V56H261ZM16 56H18V55H16ZM98 56H99V55H98ZM101 56H100V57H101ZM121 56H122V55H121ZM238 56H240V57H238ZM249 56H251V54H250ZM249 56H247V57H249ZM256 56H253V57L256 58ZM260 56H259V57L257 56V58L259 59ZM21 57H22V56H21ZM84 57H85V56H84ZM84 57H83V59H84ZM105 57H106V56H105ZM137 57H138V56H137ZM142 57H143V56H142ZM142 57H141V58H142ZM182 57H183V59H184V56H182ZM200 57H201V58H200ZM211 57H212V56H211ZM234 57H235V56H234ZM234 57H233V59H234ZM243 57H244V56H243ZM12 58L14 59V57H11V61L8 60V61H6V62H3V65H4L5 68H6V67L9 68V67H11V66L15 63V62H14V63L12 64ZM120 58H121V57H120ZM225 58H226V56L224 57V59H225ZM262 58H264V56H263ZM262 58H260V59L262 60ZM51 59H52V58H51ZM100 59H101V58H100ZM115 59H118V57H116ZM139 59H140V58H139ZM139 59H137V60H139ZM215 59H216V58H215ZM228 59H229V58H228ZM258 59H257V60H258ZM260 59H259V61H260L261 64H258V65H260V68H261V65L263 64V63H262L263 60L261 61ZM6 60H7V59H6ZM15 60H16V59H15ZM15 60H14V61H15ZM40 60H41V59H40ZM52 60H53V59H52ZM143 60H144V59H143ZM173 60H174V59H173ZM188 60H189V59H188ZM205 60H206V58H205ZM246 60H247V61H250V58H249V60H248V59H246ZM252 60H254V59L251 58V61H252ZM257 60H256V63H259V62H257ZM181 61H183V60H181ZM206 61H207V60H206ZM208 61H209V60H208ZM222 61H223V60H222ZM225 61H226V60H225ZM32 62H33V61H32ZM42 62H43V61H42ZM42 62H41V61H38L36 64L33 63V64L29 65V66H30V67H29V69H30L29 71H30V72H29L28 75H26V76L24 77V80H25V81H27V82L31 81V82L35 83L36 81H40V80L43 81V80H45L44 77H43L44 79L41 78V77H40V79H38L39 77L36 78L37 76L33 75V73H34L33 71H35V70L38 69L39 67H42V65L44 64V63L42 64ZM118 62H119V61H118ZM161 62H162V61H161ZM211 62H212V61H211ZM228 62H229V61H228ZM252 62H253L254 64H256L254 61H252ZM119 63H120V62H119ZM163 63H164V62H163ZM206 63H207V62H206ZM209 63H210V62H209ZM232 63H234V62H231V64H232ZM239 63H240V62H239ZM250 63H251V62H249V64L247 63L248 66L252 64V63H251V64H250ZM15 64H16V63H15ZM103 64H105V63H103ZM161 64H162V63H161ZM161 64H160V66H162ZM164 64H166V63H164ZM211 64H212V63H211ZM231 64H230V65H231ZM234 64H235V63H234ZM240 64H242V62H241ZM245 64H246V63H244V65H245ZM254 64H252V65H254ZM169 65H170V64H169ZM178 65H179V64H178ZM206 65H207V64H206ZM213 65H214V63H213ZM230 65H229V66H230ZM232 65H233V64H232ZM235 65H236V64H235ZM258 65H257V68H258ZM13 66H14V65H13ZM114 66H115V65H114ZM153 66H154V65H153ZM155 66H159V65H157V63H156ZM186 66H187V65H186ZM214 66H215V65H214ZM229 66H228V68H229ZM237 66H238V65H237ZM246 66H247V65H246ZM246 66H242V67H243V71H244V69H246V68H245ZM255 66H256V65H254V67H255ZM4 67H3V68H4ZM53 67H54V66H53ZM55 67H56V66H55ZM176 67H177V66H176ZM239 67H240V66H239ZM254 67H253V66H252V67H251V66H250V67H247V70H248V68H249V70L251 71V70H253V69H251V68H254ZM263 67H264V66H263ZM161 68H162V67H161ZM169 68H171V70L173 71V67H170V66H169ZM206 68H207V67H206ZM228 68H227V72L230 71L229 69H231V68H229V69H228ZM260 68H259V69H260ZM13 69L15 70V68H13ZM195 69H194V70H195ZM207 69H208V68H207ZM234 69H237V67H234ZM241 69H242V68H241ZM254 69H255V68H254ZM262 69H264V68H262ZM262 69H261V72H262ZM17 70H18V69H17ZM56 70H57V74H58V68H57V67H56V69H55L54 71H56ZM158 70H159V69H158ZM175 70H176V69H175ZM175 70H174V71H175ZM181 70H182V69H181ZM209 70H210V69H209ZM209 70H207V71L204 70V71L209 72ZM231 70H232V69H231ZM238 70H239V69H238ZM249 70H248V71H249ZM8 71H9V70H8ZM12 71H13V70H12ZM36 71H37V70H36ZM36 71H35V72H36ZM39 71H40V70H39ZM134 71H135V70H134ZM174 71H173V72H174ZM202 71H203V70H202ZM232 71L235 72V70H232ZM243 71H242V72H243ZM245 71H246V70H245ZM245 71H244L243 73H241V74H240V72H239V73H238L239 75H237V74H235V75L238 76L237 78H240L241 76H244ZM259 71H260V70H258V69H257V71H256V73L258 72V75L261 74V72H259ZM263 71H264V70H263ZM135 72H136V71H135ZM177 72L179 73V75L181 74V72H179V71H177ZM225 72H226V69H225ZM234 72H233V73H232V72H230V73L228 72V74H234ZM11 73H12V72H11ZM51 73H52V72H51ZM55 73H56V72H55ZM201 73H202V72H201ZM223 73H224V72H223ZM250 73H252V72H250ZM263 73H264V72H262V74H263ZM13 74H14V73H13ZM34 74H35V73H34ZM59 74H60V73H59ZM168 74H169V73H168ZM171 74L173 75L172 72H170L169 75H171ZM174 74H175V72H174ZM188 74H189V73H188ZM225 74H226V73H225ZM225 74H222V76H220V77H218L219 75L217 74V77L219 78V80H223V79H225V77H226V79H227L228 74H226L227 76H226ZM172 75H171V76H172ZM176 75H177V74H176ZM182 75H183V74H182ZM220 75H221V74H220ZM245 75H247V72L245 73ZM50 76H51V75H50ZM81 76H83V75H81ZM202 76H203V75H202ZM229 76H230V75H229ZM231 76H234V75H231ZM231 76H230V77H231ZM239 76H240V77H239ZM247 76H248V75H247ZM250 76H251L250 79H252V78L254 77V75H249V77H250ZM252 76H253V77H252ZM255 76H257V75H255ZM52 77H53V76H52ZM113 77H114V76H113ZM167 77H168V76H167ZM167 77H166V80L168 79ZM169 77H170V76H169ZM217 77H215V78H217ZM244 77H246V76H244ZM244 77H243V78H244ZM145 78H147V77H145ZM193 78H192V79H193ZM218 78H217V79H218ZM254 78H255V77H254ZM263 78H264L263 76H262V78H261V77H260V78L257 77V78H255V79H253V83L259 86V82H261L260 79H263ZM109 79H110V78H109ZM135 79H136V78H135ZM143 79H144V78H143ZM217 79H215V80L217 81ZM226 79H225V80H226ZM228 79H230V78H228ZM235 79H236V78H235ZM16 80H17V79H16ZM49 80L51 81V79H49ZM53 80H54V79H53ZM127 80H130V81H131V79H127ZM145 80H146V79H145ZM219 80H218L217 82H220ZM237 80H238V79H237ZM246 80H247V79H246ZM46 81H48V78L46 79ZM130 81H129V82H130ZM139 81H140V80H139ZM139 81H138V82H139ZM147 81H148V78H147ZM147 81H145V82L147 83ZM164 81H165V80H164ZM178 81H179V79H178ZM239 81H241V80H239ZM16 82H17V81H16ZM43 82L46 83L45 81H43ZM43 82H38V83H39L38 85H40V84H44ZM131 82H132V81H131ZM134 82H136V81L134 80ZM134 82H133V84H134ZM180 82H182V81H180ZM210 82H211V81H210ZM213 82H215V81H213V79H212V83H213ZM222 82H223V81H222ZM248 82H249V81H248ZM14 83H15V81H14ZM215 83H216V82H215ZM261 83H262V82H261ZM36 84H37V82H36ZM53 84H54V83H53ZM55 84H56V83H55ZM177 84H178V83H177ZM210 84H211V83H210ZM251 84H252V82H251ZM254 84H253L252 86H255ZM263 84H264V82H263ZM19 85H20V84H19ZM38 85H37V86H38ZM131 85H132V84H130V86H131ZM142 85H143V83H142ZM142 85H141V86H142ZM261 85H262V84H260V87H261ZM13 86H14V85H13ZM42 86H43V85H42ZM42 86H41V87H42ZM45 86H46V85H45ZM55 86L57 87V84H56ZM130 86H129V87H130ZM132 86H133V85H132ZM234 86H235V85H234ZM11 87H12V86H11ZM14 87H15V86H14ZM53 87H54V86H53ZM166 87L168 88V86H166ZM260 87H259V88H260ZM17 88H18V87L16 86L15 89H17ZM44 88H45V87H44ZM44 88H43V89H44ZM54 88H55V87H54ZM155 88H156V87H155ZM169 88H170V87H169ZM207 88H208V87L206 86V89H207ZM211 88H212V87H210V88H209L208 90H206V91L211 90ZM213 88H214V87H213ZM217 88H218V87H217ZM259 88H258V89H259ZM56 89H57V88H56ZM128 89H129V88H128ZM150 89H152V88H150ZM232 89H233V88H232ZM232 89H231V90H232ZM234 89H236V88L234 87ZM237 89H239L238 86H237ZM243 89H244V88H243ZM260 89H262L261 91H264V87H263V88H260ZM260 89H259V90H260ZM17 90H18V89H17ZM21 90H22V88H21ZM68 90H69V89H68ZM246 90H247V89H246ZM19 91H20V90H19ZM19 91H18L17 95L15 94L17 91H16V92L14 91V92H15V93H14L11 89H10L9 92H8L9 95H6V94H5V96H4V95L2 94V97H3V96H4V97L0 99V111H2V113H4V114H8V115H10V113H12L13 111H17V112L20 113L21 115L28 114V115H32L34 118H39V117L41 118V117L43 116V115H42L41 108H39V107L36 108L35 106H32L33 103L30 104V103H27V102H26V103L23 104L22 107H21V105L19 106V104H18V106H19L18 108L20 109V107H21V109H20L21 111H20L19 109H18L19 111H18V110H13V109H16V108L13 107V103H12L13 101H12V100L15 99V98H14L15 96L18 97V98L21 96ZM69 91H70V90H69ZM142 91H143V89H142ZM212 91H214V90H212ZM240 91H242V90H240ZM31 92H32V91H31ZM67 92H68V91H67ZM71 92H72V91H71ZM234 92H237V91H234ZM23 93H24V92H21V94H23ZM65 93H66V92H65ZM65 93H64V94H65ZM127 93H128V92H127ZM127 93H126V94H127ZM207 93H208V92H207ZM209 93H210V92H209ZM227 93H228V92H227ZM25 94H26V93H25ZM25 94H23V95H25ZM28 94H29V95H28ZM28 94H26V95H28V96H31V95H32V97H34V96H35L34 94H36V93L34 92V93H31V94H30V92H29ZM41 94H42V93H41ZM41 94H40V95H41ZM44 94H45V92H44ZM59 94H60V93H59ZM68 94H69V93H68ZM118 94H119V95H118ZM121 94H122V93H121ZM121 94L117 92V95H116V96H119V97H120ZM199 94H200V93H199ZM210 94H211V93H210ZM231 94H233V91L231 92ZM19 95H20V96H19ZM23 95H22V96H23ZM40 95H39V93H38L37 96H35V98H36V99H39V102H41L42 105H44V103L47 104V103L51 102V101H49L48 97H46L45 95H44L45 97H44L43 95H41V96H40ZM52 95H53V94H52ZM123 95H124V94H123ZM145 95H146V94H145ZM227 95H229V94L224 95V99H226L225 96H227ZM61 96H62V95H61ZM121 96H122V95H121ZM124 96H127V95H124ZM137 96H138V95H137ZM137 96H136V97H137ZM207 96H209V95H207ZM221 96H222V94H221ZM232 96H234V95H232ZM0 97H1V95H0ZM55 97H57V96H55ZM55 97H54V99H56ZM64 97H65V96H64ZM122 97H123V96H122ZM128 97H129V96H127V98H128ZM133 97H134V96H133ZM196 97H197V96H196ZM20 98H21V97H20ZM57 98H59V97H57ZM66 98L68 99L69 97H66ZM130 98H132V97H130ZM130 98H129V99H130ZM134 98H135V97H134ZM137 98H139V96H138ZM137 98H136V99H137ZM142 98H143V97H142ZM142 98H141V99H142ZM152 98H155V97H152ZM152 98H151V99H152ZM205 98H207V97H206V94H201V95H199V96H198L197 98H195V99H197V101H198V100H202V101H203V99H205ZM227 98H229V96H227ZM233 98H234V97H233ZM54 99H52V100H54ZM60 99H63V98L60 97V98H59V101H60ZM136 99H132V100H136ZM139 99H140V98H139ZM143 99H144V98H143ZM149 99H150V98H149ZM220 99H221V98H220ZM222 99H223V97H222ZM257 99H258V98H257ZM257 99H256V100H257ZM15 100L18 101L17 99H15ZM15 100H14V101H15ZM20 100H21V99H20ZM20 100H19V101H20ZM64 100H65V98H64ZM127 100H128V99H127ZM155 100L157 101V99H155ZM16 101H15V102H16ZM19 101H18V103L21 104L22 101H20V102H19ZM37 101H38V100H37ZM138 101H140V100H138ZM143 101H144V100H143ZM195 101H196V100H195ZM202 101H201V102H202ZM254 101H255V99H254ZM254 101H252V102H254ZM52 102H54V101H52ZM61 102H62V101H61ZM67 102H68V101H67ZM128 102H129V103H132L131 101H128ZM140 102H141V101H140ZM148 102H149V101H148ZM154 102H155V101H154ZM171 102H172V101H171ZM249 102H250V101H249ZM249 102H248V103H249ZM252 102H250V103H252ZM256 102H259V100L256 101ZM62 103H63V102H62ZM62 103H61V104H62ZM150 103H152V101H151ZM155 103H156V102H155ZM214 103H215V102H214ZM232 103H233V102H232ZM234 103H235V102H234ZM237 103H238V102H236L235 104H237ZM260 103H261V102H260ZM260 103H259V104H258V103H255V104L252 103V105H256V107H258L257 110L259 109V110H262V111H263V109H262L263 106L261 107V104H260ZM38 104H39V103H38ZM38 104H37V106H38ZM63 104H64V103H63ZM148 104H149V103H148ZM40 105H41V104H40ZM48 105H50V103H49ZM167 105H168V104H167ZM232 105L234 106V104H232ZM247 105H248V104H247ZM59 106H60V105H59ZM67 106H68V105H67ZM136 106H137V105H136ZM15 107H16V104H15ZM64 107H65V106H64ZM138 107H139V104H138ZM62 108H63V107H62ZM180 108H181V107H180ZM215 108L217 109V107H215ZM42 109H43V108H42ZM135 109H136V108H135ZM137 109H138V108H137ZM197 109H198V108H197ZM199 109H200V108H199ZM216 109H215V110H212V109H211V110H212L211 112H209L208 114L206 113V114H207V115H206V116H207V117H206V118H207V121H210V122H211V121H213L214 119H217V117H218V115H219V112H218ZM10 110H11V111H10ZM201 110H202V109H201ZM218 110H219V109H218ZM259 110H258V112H259ZM150 111H151V109H150ZM152 111H153V110H152ZM160 111H162V110L160 109ZM177 111L179 112V108L175 110V112H177ZM262 111H261V112H262ZM43 112H44V111H43ZM48 112H49V111H48ZM48 112H47V113H48ZM98 112H99V111H98ZM132 112H134V111H132ZM196 112L198 113L199 111H196ZM202 112H203V111H202ZM255 112H256V111H255ZM258 112H256V113H258ZM263 112H264V111H263ZM2 113H0V123H2V125H3V123H4V122H3V121H4V117H6V116H4V114H2ZM87 113H88V112H87ZM135 113H136V112H135ZM141 113H142V111H141ZM146 113H147V112H146ZM158 113H159V111H158ZM15 114H16V112H15ZM43 114H44V113H43ZM45 114H46V113H45ZM61 114H63V113H61ZM61 114H60V115H61ZM64 114H65V113H64ZM64 114H63V115H64ZM144 114H145V113H143V115H144ZM195 114H196V113H195ZM203 114H205V112H204ZM145 115H147V114H145ZM196 115H197V114H196ZM12 116H14V115H12ZM54 116H55V115H54ZM86 116H87V115H86ZM89 116H90V115H89ZM197 116H199V115H197ZM200 116H201V114H200ZM64 117H66V116H65V115H64V116H62V115H61V116H56L55 119L53 118L54 120H51V121H49V122H47V123L51 125L50 127H52V126L54 127V126H56V125L61 127V125L64 124V119H65ZM96 117H97V116H96ZM128 117H130V116H128ZM155 117H156L155 114H152V113H151V114L149 115L148 120H149L150 122H152V121L155 119ZM8 118H9V117H8ZM43 118H44V117H43ZM46 118H47V117H45V119H46ZM71 118H72V117H71ZM85 118H86V117H85ZM97 118H98V117H97ZM97 118H96V119H97ZM203 118H205V116H204ZM206 118H205V119H206ZM12 119H13V118H12ZM27 119H28V118H27ZM73 119H74V118H73ZM75 119H76V118H75ZM75 119H74V120H75ZM89 119H90V118H89ZM129 119H130V118H129ZM49 120H50V119H49ZM87 120H88V119H87ZM90 120H91V119H90ZM203 120H204V119H203ZM30 121H31V120H30ZM81 121H82V120H81ZM81 121H80V123H81ZM72 122H73V121H72ZM92 122H93V121H91V123H92ZM180 122H181V121H180ZM210 122H209V123H210ZM10 123H11V122H10ZM17 123H18V122H17ZM45 123H46V122H45ZM65 123H66V122H65ZM95 123H96V122H95ZM183 123H185V122L182 121V123H180V124L178 125L180 129H178L179 131H177V132H180V133H177V134H180V135H181V133H187V129H188L190 126L187 128V125H186L187 123H186V124H185V125H186V128H187V129H186V128L184 127L185 125H184ZM206 123H207V122H206ZM209 123H207V125H209ZM255 123H256V122H255ZM255 123H254V124H255ZM14 124H15V123H14ZM69 124H71V123H69ZM254 124H253V123L251 124V125H252V128H253V125H254ZM256 124H257V123H256ZM5 125H7V124H5ZM5 125L2 126V128H4ZM75 125H77V124H74V125H73V131H72L73 133H77V132H79L80 130L84 129V127H85V126H83L84 124H83V125L80 124L81 127H79V128H78V126H75ZM145 125H146V124H145ZM203 125H204V124H203ZM28 126H29V125H28ZM66 126H67V125H66ZM68 126H69V125H68ZM94 126H95V125H94ZM146 126H147V125H146ZM255 126H256V125H255ZM257 126H260L259 123H258ZM0 127H1V126H0ZM21 127H22V124H21ZM71 127H72V126H71ZM71 127H69V128H71ZM76 127H77V128H76ZM88 127H89V126H88ZM102 127H104V126H102ZM192 127H193V126H192ZM207 127H208V126H207ZM15 128H18V126H16V125H14V126H13V125L8 126V125H7V126L3 129L4 132L2 131L1 128H0V130H1L2 133H4L5 135L8 134L7 136H9V135H10V136H14V135L16 136L17 134H15V131H16ZM28 128H30V126H29ZM28 128H27V129H28ZM56 128H57V127H56ZM62 128H63V127H62ZM69 128H67V130H66V128H65V130L68 131V132H71L70 130H68ZM175 128H178V127L175 126ZM175 128H174V129H175ZM190 128H191V127H190ZM193 128H194V127H193ZM212 128H213V127H212ZM20 129H21V128H20ZM23 129H24V128H23ZM52 129H53V128H52ZM54 129H55V128H54ZM57 129H58V128H57ZM60 129H61V128H60ZM88 129H89V128H88ZM146 129H148V128H145V129H143V130H146ZM165 129H169V128L167 127V128H165ZM165 129H163L162 131H164ZM198 129H199L198 131H196L197 129H196L195 131H194V129H193V134H192V135H194V136H191V133H190V134H189V133H188V134H185V136L190 135V139H191V140H193V139H195V138H197V139L200 138L204 132H203V128H202V130H201V131H202V134H201V132H200V129H201V128H198ZM250 129H251V128H250ZM34 130H35V129H34ZM100 130H101V129H100ZM169 130H170V129H169ZM188 130H190V129H188ZM17 131H18V130H17ZM17 131H16V132H17ZM60 131L62 132V131H64V130L62 129V130H60ZM82 131H83V130H82ZM102 131H103V129H102L100 132L102 133ZM150 131H151V130H150ZM150 131L147 130V131H144V133L147 132L146 134H147V136H148V135L150 134V133L148 134V132H150ZM167 131H168V130H167ZM175 131H176V129H175ZM37 132H38V131H37ZM165 132H166V130H165ZM168 132H169V131H168ZM215 132H216V131H215ZM263 132H264V131H263ZM55 133H56V132H55ZM55 133H54V134H55ZM63 133H64V132H63ZM87 133H88V132H87ZM103 133H104V132H103ZM108 133H109V132H108ZM141 133H142V132H141ZM144 133H142V137H143V135H144V137H146V135H145ZM161 133H164V132H161ZM246 133H248V132H246ZM67 134H69V133H67ZM77 134H79V133H77ZM89 134H90V133H89ZM89 134H88V135H89ZM166 134H170V133H166ZM174 134H175V133H174ZM177 134H176V135H177ZM200 134H201V136L198 137ZM216 134H217V133H216ZM232 134H234V133H232ZM232 134H230V135H232ZM37 135H38V134H37ZM41 135H42V134H41ZM43 135H45V134H43ZM43 135H42V136H43ZM47 135H48V134H47ZM47 135H46V137H48ZM51 135H52V134H51V132H50L49 136H51ZM56 135H58V134H56ZM59 135H60V134H59ZM63 135H64V134H63ZM75 135H76V134H75ZM75 135H73L72 140H71V138H70V140L68 139L69 141H67V139L64 140L66 144H67V142H69V143H70L69 145H66V144H64L63 142L61 143V144H63V146H66V147H62V148H61L62 150H63L64 148H68V146H69V148H68V151H69V152L67 151L66 154L63 153V151L66 152L65 149H64L63 151L60 150V151H62V154H61V153H58V151H57L58 148H57V150L54 149L55 152L57 151L56 153L53 152V151H51V153H49V152L47 151V146H45V148H44V146H43V147L41 148V152L38 153L37 155H35V156H30V155H29L30 157L27 158V159H25L26 164H24V165L21 164V165H22L21 167H17L16 164H13L12 161H13L14 159L11 160V162H9V164H10V163L13 164L12 167L9 166L10 168H12V169H11V170H12L11 173H13V171H14L15 169H17V170L20 171V174L24 173V174H25L24 176H28V178H21V180H22V179H23V180H26V179H27V180H28V179L30 180V177H31V180H32L33 182H34V180L38 181V180H40V179H41V181H42V179H46V178H50V179H51L50 181H51V182H54V183L57 182V180H59V182L62 180V182H60V183H64V184L66 185V188H65V186L63 187V186H60V185H59V187H61V188H62V187L65 188V189H64L65 191H63V192L61 193V195H60L59 197H57V199H58V198H59V199H63L62 202H66V205H71V207H72L73 205H74V206L76 205L75 207L80 208L81 210L83 209V206H84V205L81 206V201L77 199V197L81 195V194L79 195V193H83V195H84L83 197H85V196L88 197V199H87L86 197L83 198V200H86V199L88 200L86 203H88V202H89V203H92V202H94V201L100 199V201H101L100 203H101L102 205H104L105 207H108V206H111L112 204H115L114 202H117V199H118V198H117L116 196H118V194H116V195L114 194V196H109V197H107V195L105 196V193H104L103 195H102V194H98V192H100V191H98V190H95L96 193H94V194H90L91 190L88 188V187H90V186H88L89 184H88V185H87V184L85 185V182H84V184L79 183V182H80V181H79L80 179L78 180V181H79L78 183L74 182V178H73V177L76 176V174H75L74 172H77V171H78V170H76L78 166H77V164H74V163H75L74 161H76L74 157H73V158H74V159H73L74 161H72V160H71L70 162H67V161L70 160L69 158H70L71 156H73L75 152H77V155H78V153L80 152V151H79V149H80V148H79V147H80L79 145L82 144L81 142H79V143H81V144H78V141H79L78 138H80V136L77 135L78 137L76 138ZM80 135H81V134H80ZM130 135H132V134H130ZM133 135H134V134H133ZM140 135H141V134H140ZM140 135H139V136H140ZM160 135L162 136V134H160ZM204 135H205V134H204ZM212 135H213V133H212ZM214 135H215V134H214ZM3 136H4V135H3ZM3 136H2V137H3ZM42 136H41V137H42ZM70 136H71V135H70ZM82 136H83V135H82ZM163 136H165V133L163 134ZM167 136H168V135H167ZM181 136H183V135H181ZM223 136H224V134H223ZM227 136H229V135H227ZM233 136H234V135H233ZM233 136H230L231 138L229 137V139H227V142H226L227 147H228V142L231 144V142H232L234 139H238V138H232ZM235 136L238 137L237 135H235ZM245 136H246V135H245ZM249 136H250V135H249ZM2 137H1V138H2ZM5 137H6V136H5ZM5 137H4V138H5ZM39 137H40V136H39ZM61 137H63V139L66 138V137H64V136H61ZM83 137H84V136H83ZM105 137H106V136H105ZM108 137H109V136H108ZM131 137H132V136H131ZM157 137H158V136H157ZM188 137H189V136H188ZM202 137H204V136H202ZM205 137H206V136H205ZM205 137H204V138H205ZM263 137H264V136H262V138H263ZM6 138H7V137H6ZM6 138H5V139H6ZM13 138H14V137H13ZM15 138H16V137H15ZM43 138H44V137H43ZM48 138H49V137H48ZM48 138H47V139L44 138V139H45V140H49L50 138H49V139H48ZM67 138H68V135H67ZM84 138H85V137H84ZM88 138H89V137H88ZM90 138H91V137H90ZM146 138H147V137H146ZM158 138H159V137H158ZM204 138H203V139H204ZM222 138H223V137H222ZM225 138H226V137H225ZM25 139H26V138H25ZM25 139H24V141H25ZM58 139H60V137H58ZM205 139H206V138H205ZM217 139H218V138H217ZM240 139H241V138H240ZM240 139H239V142H240ZM8 140H9V139H8ZM13 140H14V139H13ZM21 140H23V139H21ZM26 140H27V139H26ZM40 140H41V139H40ZM55 140H56V139H55ZM60 140H61V139H60ZM73 140H75V141L78 140V141L75 142V141H73ZM84 140H85V139H84ZM93 140H95V139H92L91 142H92ZM100 140H101V138H100ZM100 140H99V141H100ZM106 140H107V138H106ZM152 140H153V139H152ZM155 140L158 141V142H156V143L154 142V143H155L157 146H160V145H161V144L159 143L160 139L157 140V139L155 138ZM155 140H154V141H155ZM163 140H164V139H163ZM163 140H162V141H163ZM201 140H202V139H201ZM221 140H223V139H221ZM49 141H50V140H49ZM57 141H58V140H57ZM57 141H56V142H57ZM66 141H67V142H66ZM71 141H72V142H71ZM80 141H81V140H80ZM96 141H97V139H96ZM96 141H95V142H96ZM99 141H97V142H99ZM136 141H137V140H136ZM144 141H145V140H144ZM144 141H142V144H143ZM235 141H238V140H235ZM243 141H244V140H243ZM14 142H15V141H14ZM44 142H45V141H44ZM160 142H161V141H160ZM167 142H168V141H167ZM167 142H166V144H167ZM183 142H184V141H183ZM196 142H197V141H196ZM224 142H225V139H224ZM27 143H28V142H27ZM29 143H30V142H29ZM32 143H33V142H32ZM32 143H31V144H32ZM86 143H87V145H88V143H90V142H86ZM135 143H136V142H135ZM158 143H159V144H158ZM162 143H163V142H162ZM172 143H173V142H172ZM206 143H208V142H206ZM263 143H264V142H263ZM45 144H46V143H45ZM45 144H43V145H45ZM48 144H49V143H48ZM94 144H95V143H94ZM94 144H93V145H94ZM96 144H97V143H96ZM96 144H95V145H96ZM98 144H99V143H98ZM103 144H105V143H103ZM164 144H165V143H164ZM191 144H194V143H191ZM195 144H197V143H195ZM202 144H203V143H202ZM215 144H216V143H215ZM215 144H214V145H215ZM232 144H233V143H232ZM234 144H236V143H234ZM259 144H260V143H259ZM82 145H83V144H82ZM82 145H81V146H82ZM89 145H90V144H89ZM140 145H141V144H140ZM197 145H198V144H197ZM262 145H263V144H262ZM97 146H98V145H96V147L94 146L95 150H97V148H98ZM100 146H101V145H100ZM117 146H118V145H117ZM200 146H203V145H200ZM211 146H213V145H211ZM230 146H231V145H230ZM263 146H264V145H263ZM48 147H49V146H48ZM55 147H56V146H55ZM59 147H61V146H59ZM85 147H87V146H85ZM90 147H91V146H90ZM119 147H120V146H119ZM163 147L165 148V146H163ZM233 147H235V146H233ZM136 148H137V147H136ZM142 148L145 149V148H146V145H145V147L142 146ZM201 148H202V147H201ZM209 148H210V146L208 147V149H209ZM102 149H103V148H102ZM156 149H157V148H156ZM204 149H205V148H204ZM213 149H214V148H213ZM1 150H2V148H1ZM1 150H0V153L2 152ZM107 150H109V148H108ZM141 150H142V149H141ZM145 150H146V149H145ZM149 150H150V149H149ZM157 150H158V149H157ZM167 150H168V148H167ZM209 150H212V149H209ZM236 150H237V149H236ZM60 151H59V152H60ZM78 151H79V152H78ZM113 151H114V149H113ZM143 151H144V150H143ZM146 151L149 152V155H150V153H152L151 151H153V150L148 151V148H147ZM146 151H144V153H145ZM169 151H170V150H169ZM172 151H174V150L172 149ZM115 152H116V151H115ZM115 152H114V154L111 152V153L113 154L112 156H114V155H118V152H116V153H115ZM130 152H131V151H130ZM147 152L145 153V155L143 154L144 157L149 156V155H147ZM167 152H168V151H167ZM96 153H97V155H98L97 157H99V163L101 162L100 164H102V166L104 165L103 162H108V163H109V158L111 157V154H109V153H110V150H109V153H108V152H106V150L103 151V150L99 149V150L96 151ZM120 153H121V152H120ZM158 153H160V152H158ZM173 153H174V152H173ZM2 154L5 155V153H2ZM9 154H10V153H9ZM56 154H57V155H60V156H58V157H61V156H62L63 158H62V159H61V158H58L57 156H55ZM63 154H64V155H63ZM161 154H162V153H161ZM178 154H179V153H178ZM245 154H246V153H245ZM77 155H76V156H77ZM152 155L155 156L154 151H153V154H151V157H153ZM162 155H163V154H162ZM165 155H166V154L163 155L164 159H165ZM248 155H249V154H248ZM248 155L246 154V155H245V158H246ZM1 156H2V155H1ZM6 156H7V155H5L4 158H6ZM119 156H120V155H119ZM138 156H139V155H138ZM156 156H157V155H156ZM180 156H181V155H180ZM180 156H177V158H175V159H180V158L182 159V157H180ZM9 157H11V156H9ZM116 157L118 158V156H116ZM161 157H162V156H160V158H161ZM175 157H176V156H175ZM179 157H180V158H179ZM187 157H188V156H187ZM187 157H184V156H183L184 159H182V161H184V160H185V161L188 160V159H185V158H187ZM189 157H190V156H189ZM242 157H244V156H242ZM0 158H1V157H0ZM12 158H14V157H12ZM12 158H11V159H12ZM65 158H66V160H67L66 162L68 163V165H71V166H72V164H74V165H76V169L73 168V167H75V166H73L70 170L68 169L69 172H68L67 170H64V172H63L62 169H61V167L63 168V166H65V164H64L65 161H64V163H63V160H64ZM112 158H114V157H112ZM133 158H134V157L131 156V157L126 158V159H128V162H129V161L132 160ZM148 158H149V160H148ZM148 158H147V159H144V160L150 161V160H151L150 157H148ZM245 158H244V159H245ZM68 159H69V160H68ZM71 159H72V158H71ZM110 159H111V158H110ZM129 159H130V160H129ZM152 159H153V158H152ZM156 159H157V158H156ZM162 159H163V158H162ZM242 159H243V158H242ZM246 159H248V157H247ZM9 160H10V159H9ZM116 160H117V159H116ZM153 160H155V159H153ZM189 160H190V159H189ZM78 161H79V160H78ZM141 161H142V160H141ZM147 161H145L146 163L144 162L143 164H147V163H148ZM179 161H181V160H179ZM185 161H184V164H186ZM192 161H193V160H192ZM254 161H255V160H254ZM257 161H258V160H257ZM71 162H73V163H71ZM113 162H114V161H113ZM131 162H132V161H131ZM175 162H176V161H175ZM187 162H188V161H187ZM189 162H190V161H189ZM198 162H199V161H198ZM242 162H243V161H242ZM14 163H15V162H14ZM151 163H152V162H151ZM181 163H182V162H181ZM243 163H244V162H243ZM62 164H64V165L62 166ZM97 164H98V163H97ZM120 164H121V163H120ZM148 164H149V163H148ZM175 164H176V163H175ZM188 164H189V163H188ZM68 165H67V166H68ZM109 165H110V164H109ZM123 165H124V164H123ZM256 165H257V164H256ZM256 165H255V167H257V166L259 167V164H258L257 166H256ZM19 166H20V165H19ZM67 166H66V167H67ZM102 166H100V167H102ZM130 166H131V165H130ZM226 166H227V165H226ZM228 166H230V165H228ZM52 167L55 168V169H58V171H60V170L62 171L61 173L58 172L59 175L62 174L61 177H59L58 175H57L58 177H56V171H54V172H55V176H54V177H53V174H51L52 172H51V173H49L50 171L48 172V169L50 168V170H51ZM68 167H69V166H68ZM103 167H106V166L104 165ZM107 167H108V166H107ZM109 167H110V166H109ZM140 167H141V166H140ZM172 167H173V166H172ZM177 167H178V166H177ZM148 168H149V167H148ZM152 168H153V167H152ZM179 168H180V167H179ZM182 168H183V166H182ZM185 168L188 169V166H186ZM189 168H192V167L189 166ZM225 168H226V167H225ZM64 169H66V168H64ZM81 169H82V167H81ZM81 169H80V170H81ZM101 169H102V168H101ZM111 169H112V168H111ZM142 169H143V168H142ZM154 169H155V168H154ZM173 169H174V167H173ZM175 169H176V167H175ZM187 169H186V170H187ZM199 169H200V168H199ZM227 169H229V168H227ZM256 169H258V168H256ZM9 170H10V169H9ZM11 170H10V171H11ZM52 170H53V169H52ZM52 170H51V171H52ZM85 170H86V169H85ZM145 170H146V169H145ZM148 170H149V169H148ZM168 170H169L170 172L167 171V173L169 172V174L171 175V179H172V177H173V180H174L175 184H174V182H173V183H166V184H167L168 186L173 184L172 187H174V185H175V187L178 186V187L181 188L182 192H180V193L178 192V193H179L180 195H182V197L179 198L180 200H179V202H177V204H178V203H181L182 207H183V206H184V207L189 206L188 204H189V203L192 204V201H193V200H194V201H197V202L199 201L198 203H200V201H202V200H204V201H205V200H206V201L208 200V202L211 201V202H213L214 204H215V203H216V204H217V203H221V204H222V202H223V200H224V196H225V194H226L230 189H232V187H233V186L231 187V184H230L231 182H233V181H231V179H230V182L228 181L229 179H228V180H224V181H227V182H226V183H225V182H224V183H221L222 186H220L221 188L219 187V188H220V189H219L220 191H217V194L219 193L218 195H216V191H215V193L213 194V195H215V197H214L213 195H211V196H213V198H212L211 196L207 197L208 195L205 197L206 194L203 195V194H204V193H202L203 191L200 190V189L203 188V187L198 186V187H201V188H199V189H197L198 187L195 188V184L197 183V181H196V183H195V177H194V175L191 177L192 174L189 173V170H187V171L185 172V171H183V170H185V169H181V172H180V173H178V171H177V173H178L177 175H175V173L173 172L174 170L172 171V168H171V170H170V169H168ZM201 170H202V168H201ZM203 170H204V168H203ZM19 171L16 172V174L18 173V175H19ZM65 171H67V173H66ZM70 171H71V172H70ZM108 171H109V170H108ZM171 171H172V172H171ZM83 172H85V171H83ZM131 172H132V171H131ZM204 172H205V171H204ZM64 173H65V174H64ZM80 173H81V172H80ZM87 173H88V170H87ZM87 173H86V174H87ZM153 173H154V172H153ZM188 173L190 174V176H189ZM200 173H201V172H200ZM16 174L14 173V175H16ZM77 174H78V173H77ZM130 174H131V173H130ZM149 174H150V175H147V174H145V173L142 172V173L136 175V178H134V179H136V180L139 181V182H140V181H141V182H145V183H146V182H147V183L149 182V185H151L150 183L152 182V180H154V179L152 178V176H153V177H156V175H154V174L152 175V171H151V173H149ZM157 174H158V173H157ZM169 174H167L166 176H169ZM90 175H91V174H90ZM151 175H152V176H151ZM201 175H202V174H201ZM0 176H1V174H0ZM19 176H22V175H19ZM87 176H88V175H87ZM204 176H205V175H204ZM230 176H231V175H230ZM55 177H56V178H55ZM77 177H78V176H77ZM0 178H2V177H0ZM52 178H53V180H55V181H53ZM57 178H58V179H57ZM166 178H167V177H166ZM197 178H198V177H196V179H197ZM75 179H76V178H75ZM109 179H110V178H109ZM109 179H108V181H109ZM116 179H117V181L115 180V178H113V180H114V181H113L112 178H111L110 181H112V182H115V181H116V183H117V182L119 183L118 179H120V178H116ZM155 179H156V178H155ZM167 179H168V178H167ZM203 179H204V178H202V179H200V180L202 181ZM232 179H234V178H232ZM15 180H17V179H15ZM23 180H22V182H23ZM120 180H121V179H120ZM208 180H209V179H208ZM208 180H207V182H208ZM237 180H238V179H237ZM1 181H2V180H1ZM19 181H20V180H19ZM36 181L34 182V185L36 184V185L38 186L39 181H38V183H37ZM44 181H45V180H44ZM76 181H77V180H76ZM170 181H171V180H170ZM170 181H169V182H170ZM201 181H200V182H201ZM204 181H205V180H204ZM204 181L202 182V184H203V183H204V184H207V182L205 181V182H206V183H205ZM10 182H11V181H10ZM14 182H15V181H14ZM24 182H25V181H24ZM24 182H23V183H24ZM59 182H57V184H60ZM112 182H109V183H110V184H113ZM154 182H155V180H154ZM154 182H153V183H154ZM11 183H12V182H11ZM25 183H26V182H25ZM28 183H29V182H28ZM31 183H32V182H31ZM86 183H87V181H86ZM135 183H136V181H134V180H131V179L128 180V181L126 182V184H125V188H123V189H124V192H123L122 190H121V191H122L123 193H125V190H126V191H131V190L134 191V189H136V188H134V187L136 186ZM145 183H144V184H145ZM147 183H146V184H147ZM155 183H156V182H155ZM7 184H8V183H7ZM40 184H41V183H40ZM40 184H39V185H40ZM64 184H62V185H64ZM139 184H140V183H139ZM19 185H21V184H19ZM31 185L34 186L33 184H31ZM54 185L56 186V183H55ZM108 185H109V184H108ZM158 185L160 186V183H159ZM200 185H201V184H200ZM11 186H12V184H11ZM113 186H114V185H113ZM115 186H116V185H115ZM151 186H152V185H151ZM151 186H150V187H151ZM154 186H155V185H154ZM210 186H211V185H210ZM237 186H239V185H237ZM258 186H259V185H258ZM258 186H257V187H258ZM26 187H27V186H26ZM56 187H58V186H56ZM117 187H118V186H117ZM138 187H139V186H138ZM138 187H137V188H138ZM157 187H158V186H157ZM160 187H161V186H160ZM170 187H171V186H170ZM15 188H16V187H15ZM21 188H22V187H21ZM34 188H37V187H34ZM34 188H33V190H34ZM63 188H62V190H63ZM90 188H91V187H90ZM99 188H100V187H99ZM113 188H114V187H113ZM151 188H153V187H151ZM151 188H147V189L150 190ZM154 188H156V187H154ZM154 188H153V189H154ZM163 188H164V187H163ZM233 188H234V189L236 188L235 191L238 190L237 187H236V185H235V187H233ZM16 189H17V188H16ZM23 189H24V188H23ZM27 189H29V188H27ZM31 189H32V188H31ZM55 189H56V188H55ZM57 189H58V188H57ZM96 189H97V188H96ZM119 189H120V188H119ZM121 189H122V188H121ZM153 189H151V190L154 192L155 190H153ZM172 189H174V188H172ZM203 189H204V188H203ZM11 190H12V189H10V185H9V189H7V191L5 190V192H4L5 194H4V196H3V193H2V196H3L2 199H1L2 196L0 195V196H1V197H0V199H1L0 201H1L2 205H3L2 207H4V206L7 207V208H6L7 210L4 209L5 211L12 210V211H10V212H12L13 215H15L13 211H14V207H17V206H14V205H13L14 207H12V206H10V205H12V203H11V204L9 203L10 205L7 203L8 198H10V197H11V194L14 193V190H13V193H11V192H12ZM21 190H22V189H21ZM29 190H30V189H29ZM29 190H28V191H29ZM113 190H115V189H113ZM116 190H117V188H116ZM116 190H115V191H116ZM217 190H218V189H217ZM256 190H257L256 186H255V185H254V186L252 185V186L248 187V189H247L246 192H247L249 195H251V194H254V192L257 193L258 191H256ZM22 191H24V190H22ZM57 191H58V190H57ZM97 191H98V192H97ZM102 191H103V190H102ZM135 191H136V190H135ZM145 191H146V190H145ZM204 191H205V190H204ZM30 192H31V191H30ZM59 192H60V191H59ZM112 192H113V191H112ZM119 192H120V191H118L117 193H119ZM141 192H143V191H141ZM230 192H231V191H230ZM24 193H25L26 195H27V193L29 194V192H27V190L23 192V195H24ZM31 193H34V192L32 191ZM107 193H108V192H107ZM120 193H121V192H120ZM120 193H119V195H120ZM129 193H130V192H129ZM129 193H128V194H129ZM146 193H147V192H146ZM155 193H156V192H155ZM172 193H173V192H172ZM178 193H177V195H179ZM205 193H207V192H205ZM208 193H210V192H208ZM59 194H60V193H59ZM109 194H111V193H109ZM125 194H127V193H125ZM125 194H124L123 196H125ZM151 194H152V193H151ZM17 195H18L19 198L22 197V194H21V193H20V196H19V193H18V194L15 193V195H13V197H11V200H12V198L16 200V198H14V196H17ZM32 195H34V194H32ZM40 195H41V194H40ZM132 195H134V194H132ZM135 195H136V194H135ZM140 195H141V194H140ZM140 195H139V194L136 195V196L134 197V199H135L136 197L139 198V199L144 198V197H143L144 195H141V196H142L141 198L139 197ZM146 195H147V194H146ZM149 195H150V194H149ZM173 195H175V194H173ZM28 196H31V194L28 195ZM28 196H27V197H28ZM36 196H38V195H36ZM36 196H35V197H36ZM43 196H44V195H43ZM50 196H51V195H50ZM50 196H49V197H48V196H47V197H42V198L39 197V202H40V201L43 202V203H44V202H45V203H51L52 201L54 202V200H55L54 197H55V196H54V197H50ZM52 196H53V195H52ZM92 196H94V197H92ZM120 196H121V195H120ZM126 196H127V195H126ZM147 196H148V195H147ZM147 196H145V197H147ZM150 196H151V195H150ZM150 196H148L147 198H145V199H143V200L145 201L146 199L150 198ZM152 196H153V195H152ZM18 197H17V198H18ZM24 197H25V196H24ZM24 197H23V198H24ZM27 197H25V198H27ZM81 197H82V196H81ZM118 197H119V196H118ZM130 197H131V196H130ZM23 198H22V199H23ZM121 198L123 199V197H121ZM125 198H126V197H125ZM137 198H136L137 201H141V200H138ZM172 198H173V197H172ZM175 198L178 199V197H176V196H175ZM181 199H182V200H181ZM9 200H10V199H9ZM118 200H119V199H118ZM120 200H121V199H120ZM123 200H124V199H123ZM132 200H133V199H132ZM16 201H17V200H16ZM20 201H21V200H20ZM60 201H61V200H60ZM98 201H99V200H98ZM98 201H97V202H98ZM121 201H122V200H121ZM147 201H148V200H147ZM175 201H177V200H175ZM180 201H182V202H180ZM83 202H84V201H83ZM169 202H170V200H169ZM197 202H196V203H197ZM225 202H226V201H225ZM6 203H7L10 207H12V208H10L9 206H6V205H5ZM18 203H19V202H18ZM82 204H83V203H82ZM84 204H85V203H84ZM170 204H171V206H173L172 204H175V203H174L173 201H171ZM186 204H187V205H186ZM193 204H195V203H193ZM223 204H224V203H223ZM17 205H19V204H17ZM179 205H180V204H179ZM179 205H178V206H179ZM21 206H23V205H20V207H21ZM176 206H177V205H176ZM224 206H225V205H224ZM229 206H230V205H229ZM8 207H9V208H8ZM75 207H74V208H75ZM189 207H190V206H189ZM189 207H186V208H189ZM21 208H22V207H21ZM190 208H191V207H190ZM223 208L226 210L225 207H223ZM8 209H9V210H8ZM16 209L18 210V208H16ZM16 209H15V211H16ZM85 209H86V208H85ZM85 209H84V210H85ZM21 210H22V209H21ZM25 210H26V209H25ZM73 210H74V209H73ZM77 210H79V209H77ZM81 210H80V211H81ZM84 210H82V211H84ZM213 210H214V209H213ZM213 210H212V211H213ZM215 210H218V209H215ZM74 211H76V209H75ZM219 211H220V210H219ZM221 211H222V210H221ZM16 212H19V211H16ZM21 212H22V211H21ZM25 212H26V211H25ZM78 212H79V211H78ZM222 212L224 213V210H223ZM2 213H3V212H2ZM12 213H10L11 216H13ZM211 213H212V212H210L209 214H211ZM213 213H214V212H213ZM215 213H216V214H214V216H213V215L211 216V217H214V219H216V217H215L216 215H217V218H218V216H221V215H220L221 212H220V213L218 212L219 214H217V212L215 211ZM6 214H9V212H6ZM77 214H79V213H77ZM209 214H208V215L205 214V215L209 217ZM9 216H10V215H9ZM15 216H16V215H15ZM15 216H14V217H15ZM206 216H205V217H206ZM222 216H226V217H227V216H229V215L227 214V215H222ZM21 217H23V215H22ZM24 217H25V216H24ZM152 217H153V216H152ZM165 217H166V216H165ZM165 217H164V218H165ZM180 217H181V216H180ZM203 217H204V216H203ZM208 217H207V218H208ZM164 218H163V219H164ZM219 218H220V217H219ZM229 218H232V217H229ZM262 218L264 219V215H263ZM0 219H1V220H0V221H1V224H0V225H3L2 223H3V220H4V219H3L2 217H0ZM14 219H15V218H14ZM23 219H24V218H23ZM25 219H26V218H25ZM152 219H153V218H152ZM152 219H151V221H152ZM156 219L160 222V220L162 219V217H161V219H159L158 217H156ZM163 219H162V220H163ZM178 219H180V218H178ZM181 219H182V218H181ZM181 219H180V220H181ZM202 219H204V218H202ZM208 219H209V218H208ZM208 219H207V220H208ZM221 219H222V217H221ZM221 219H220V220H221ZM11 220H13V219H11ZM162 220H161V222H162ZM171 220H172V219H171ZM171 220H170L169 222H171ZM173 220H175V221H173ZM173 220H172V221L174 222L173 224H175V223H177V222H178V223L180 222V221H177L176 218L173 219ZM210 220L213 221V219H211V218L209 219V221H210ZM220 220H218V221H220ZM216 221H217V220H215V221H213V222H216ZM261 221H262V220H261ZM14 222H16V220H15ZM155 222H157V221H155ZM163 222H164V220H163ZM18 223H19V222H18ZM82 223H83V222H82ZM85 223H86V222H85ZM157 223H158V222H157ZM181 223H182V221H181ZM10 224H11V223H10ZM19 224H20V223H19ZM62 224H63V223H62ZM170 224H171V223H170ZM83 225H85V224H83ZM86 225H88V224L86 223ZM90 225L92 226V224H90ZM19 226H20V225H19ZM65 226H66V225H65ZM80 226H81V225H80ZM137 226H138V225H137ZM0 227H1V226H0ZM3 227H4V226H3ZM3 227H1L0 230H4ZM82 227H83V226H82ZM2 228H3V229H2ZM67 228H68V227H67ZM84 228H85V227H84ZM88 228H89V227H88ZM136 228H137V227H135V229H136ZM10 229H11V228L8 227V230H10ZM15 229H16V228H15ZM82 229H83V228H82ZM91 229H92V228H91ZM91 229L89 228V230H87V231L89 232V234H88V232H86V231H85V234L90 235V232H92ZM8 230H6V231H8ZM12 230H13V228H12ZM20 230H21V229H20ZM67 230H68V229H67ZM73 230H75V229H73ZM68 231H69V230H68ZM76 231H77V230H76ZM80 231H82V230H80ZM14 232H15V231H14ZM17 233H18V232H17ZM20 234H21V233H20ZM79 234H81V233H77L78 236H79ZM102 236H103L102 233L96 231V232L94 233L92 239H93V241H94V239H95L96 237H97V238H98V237L101 238ZM165 236H166V238H167V235H165ZM180 236H181V235H180ZM20 237H21V235H20ZM103 237H104V236H103ZM251 237H252V236H251ZM162 238L164 239L165 237L163 236ZM253 238H254V240H253V239L251 240V242H253L251 246H254V247L259 248V247H261L262 245H264L263 241L261 240V238H260L259 236H255V237H253ZM19 239H20V238H19ZM163 239H162V240H163ZM211 239H213V238H211ZM215 239H216V238H215ZM21 240H22V239H21ZM101 240H102V239H101ZM216 240H217V239H216ZM219 240H220V239H218V242H219ZM224 240H225V239H224ZM224 240H223V241H224ZM81 241L83 242V240H81ZM84 241H85V239H84ZM91 241H92V240H91ZM91 241H90V243L87 244V246H88L89 244H90V246H91ZM210 241H211V242H214V240H210ZM225 241H226V240H225ZM225 241H224V242H225ZM54 242H55V241H54ZM215 242H216V241H215ZM251 242H250L249 244H251ZM24 243H25V242H24ZM83 243H84V242H83ZM94 243L96 244V242H94ZM94 243H93V245H95ZM222 243H223V242H222ZM226 243H228V241H226ZM9 244H10V243H9ZM49 244H51V243H49ZM149 244H150V243H149ZM10 245H11V244H10ZM10 245H6V244H4L3 246H6V247H4V248H5L6 250L9 251L10 249L12 250V246H10ZM12 245L14 246L15 244L12 243ZM52 245H53V244H52ZM76 245L79 246V244H76ZM80 245H81V242H80ZM210 245H215V243H214V244L212 243V244H210ZM1 246H2V245H0V247H1ZM48 246H49V245H48ZM72 246L75 247V245H72ZM81 246L84 248V244L81 245ZM123 246H124V245H123ZM216 246H217V243H216ZM220 246H221V244H220ZM223 246H225V245H223ZM46 247H47V246H46ZM49 247H50V246H49ZM88 247H89V246H88ZM91 247H92V246H91ZM97 247H98V246H97ZM97 247H96V245H95V247H94V248L92 247V248H93V250H94V249L98 250ZM121 247H122V246H121ZM147 247H148V244H147V246H146V248H145L147 251L151 249V248H148V249H147ZM149 247H151V245H150ZM13 248H14V247H13ZM77 248H78V247H75L74 249H73V248H72V249L75 251V250H77ZM89 248H90V247H89ZM122 248H123V247H122ZM127 248H128V246H127ZM246 248H248V247H246ZM249 248H251V247L249 246ZM5 249H4V250H5ZM46 249H47V250H43V252L46 251L47 253L44 252V253L39 254V255L37 256L35 262H34V263L32 262V264H46L49 260H51V257H52V256H53V257L55 256L54 253H53V255H50L52 252H51V251L49 252V251H48V248H46ZM80 249H82V248L80 247ZM80 249H79V250H80ZM85 249H86V248H84V250H85ZM244 249H245V248H244ZM88 250H89V251H88ZM93 250L91 251L90 249H86V251H88V253H87V254H88L87 258H88V257H89V259H90L91 257H94V258H95V256L97 255V256H98V257H97V262H98L99 259H102V258H103V254L101 255L102 257L99 258V256H100L99 250H98V253H99V254L96 252V253H97L96 255H95V253H94L96 250H94V251H93ZM123 250H124V249H123ZM128 250H129V249H128ZM128 250H127V251H128ZM152 250H153V248H152ZM129 251H130V250H129ZM140 251H141V250H140ZM140 251H139V252H140ZM246 251H249V250L247 249ZM108 252H110V251H108ZM79 253H80V254H79ZM79 253L74 254L75 256H73V257H75V259L79 258V256L77 257L76 255H78V254H79V255H82L83 252L81 251V252H79ZM81 253H82V254H81ZM110 253H111V252H110ZM110 253H108V254H110ZM131 253H132V251H131ZM133 253H134V252H133ZM133 253H132V254H133ZM141 253H143V252H141ZM141 253H139V254H141ZM148 253H149V252H148ZM150 253H153V251H152V252L150 251ZM116 254H117V253H116ZM137 254H138V253H137ZM191 254H192V253H191ZM195 254H196V253H194V255H193V254H192V255H193V256H196V258H197V255H195ZM19 255H20V254H19ZM22 255H24V254H22ZM26 255H27V254H26ZM28 255H29V254H28ZM28 255H27V256H28ZM31 255H32V254H30V256H31ZM117 255H118V256H117ZM117 255H115V256H116V259H118V261L121 259V260L124 262V261H126V258L128 259L129 255H131V254L126 253V252H125V253H124V252H120V253L117 254ZM153 255H154V254H153ZM188 255H190V253H189ZM188 255L186 254V256H188ZM27 256H26V257H27ZM82 256H83V255H82ZM82 256H81L80 258H84L85 262H87V261H86L87 258H86L85 256H84V257H82ZM104 256H105V255H104ZM133 256H135V254L131 255V256H130L131 258H129L130 260L132 259V263H131V264H135V263H133V262H136V263H137V261L140 262V263H142V261H143V264H148V263H144V260L139 261V259L141 260V258H140L141 255H140V256L138 255L139 257H137V258H139V259H137V258H135V257H133ZM143 256H144V255H143ZM150 256H151V255H150ZM198 256H202V255H198ZM21 257H24V256H20L19 258H17V259H19L18 261L22 260V259H20ZM26 257H25V258H26ZM31 257L33 258L34 256H31ZM31 257H30V258H31ZM53 257H52V259H53ZM64 257H65V256H64ZM73 257H71V258H73ZM141 257H142V256H141ZM176 257H177V256H176ZM25 258H23V260L20 261L21 264H23V262H25V264H27V263L29 264V262H31V261L29 260V259H30L29 257H28V258H29L28 260H26ZM32 258H31V259H32ZM66 258H67V257H66ZM85 258H86V259H85ZM190 258H191V255H190ZM192 258H193V257H192ZM192 258H191V260L196 259L195 257H194L193 259H192ZM75 259H74V260H75ZM123 259H125V260H123ZM129 259H128V260H129ZM142 259H143V258H142ZM151 259H152V258H151ZM151 259H150V260H151ZM173 259H174V258H173ZM187 259L189 260V256H188ZM0 260H1V259H0ZM32 260H33V259H32ZM62 260H63V259H62ZM91 260H92V258L90 259V261H91ZM121 260H120V261H121ZM128 260H127V261H128ZM133 260H135V261H133ZM152 260H153V259H152ZM156 260H157V259H156ZM171 260H172V259H171ZM176 260H178V259H176ZM179 260H180V259H179ZM183 260H184V259H183ZM188 260H187V263H188ZM33 261H34V260H33ZM78 261H79V260H78ZM78 261H77L76 264H78V263H79V264H82V263H83V262L80 263V261H83V259L80 260L79 262H78ZM92 261H94V260H92ZM100 261H101V260H100ZM100 261H99L98 263H100ZM112 261H113V260H112ZM118 261L116 260V263H117ZM120 261L118 262L119 264H120ZM157 261L159 262L160 259L157 260ZM173 261H174V260H173ZM173 261H172V263H173ZM189 261H190V260H189ZM74 262H75V261H74ZM94 262H95V261H94ZM114 262H115V261H114ZM129 262H130V261H129ZM129 262H126V263H129ZM163 262L165 263L164 260H163ZM166 262H167V261H166ZM169 262H170V261H169ZM190 262H191V261H190ZM190 262H189V263H190ZM192 262H195V261H192ZM72 263H73V261H71L70 259H66V260L64 261V264H72ZM98 263H97V264H98ZM116 263H115V264H116ZM118 263H117V264H118ZM164 263H162V264H164ZM172 263H171V264H172ZM19 264H20V263H19ZM30 264H31V263H30ZM49 264H50V263H49ZM74 264H75V263H74ZM85 264H86V263H85ZM92 264H94V263H92ZM110 264H111V263H110ZM122 264H123V263H122ZM129 264H130V263H129ZM138 264H139V263H138ZM152 264H154V262H152ZM165 264H170V263L167 262V263H165Z\"/></svg>",
    "mask_w": 264,
    "mask_h": 264
}]
</instances>
